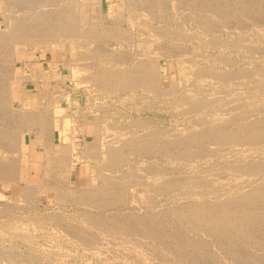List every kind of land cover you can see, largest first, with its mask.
<instances>
[{"label": "rangeland", "instance_id": "1", "mask_svg": "<svg viewBox=\"0 0 264 264\" xmlns=\"http://www.w3.org/2000/svg\"><path fill=\"white\" fill-rule=\"evenodd\" d=\"M30 1H33V2L30 3ZM39 1L40 0H6V1L5 0H0V13H2V14H0V31H1L0 32V35H1L0 36L1 37L0 38V98L3 96L2 97V100L0 99V103L2 104V105H0V124H1L0 126H2V129L4 128L2 130L1 127H0V129H1L0 130V136H1L0 138H2V136H4V135L6 136L7 134L9 136L11 134H13L14 133L13 130H12V132L9 131V130H11L12 127H13V129H15L16 126H19V124H18L19 121L18 120L21 118V116L19 114L20 111H22V107L20 105V102L15 101L13 104H11V106H9L8 105L9 103L7 102V101H10V96H11L12 91L14 89V83L12 81H13V78H14V73L16 71L17 73L23 74V79L26 78V79L23 80V82L16 83L15 84L16 90H24L25 92H28V91L31 92L32 91L31 94L34 93L36 96H39L38 94L40 92H44V94H45L44 98H42L39 102H38V99H37V102L34 103L35 104V109L43 110V111L45 109L48 110L49 109L48 103H51L50 99H53L54 97H57L58 98L59 97L58 95H60V97H61V101H62L61 104H62L63 108H67L66 107L67 104H66V101H65V99H66V95L65 94H71L72 99H73V102H74V104H76L73 107V111H75V110L77 111V106H80L81 105V112L83 111L84 113H87V112H92V113L93 112L94 113L101 112V113H103L104 111H108L109 110L111 112H114V114L116 115V117L119 118L121 121L124 120V119L125 120H128V119H130V117H131L132 120L134 118H135L134 120H141L142 123L144 124V126H143V124L139 125L134 130L135 133L141 132V133H144L145 134V132L148 133V131H149V133L151 135V132L154 129L158 128V127H161V126L168 127V128H165L164 127L165 128V138L167 140L166 139L159 140L157 136H153L152 139H156V140L150 141L152 144L150 143V145H149L150 146L149 147L150 150L149 149H147L148 151L147 150H144L146 153H144V151H142V150H140V154H139V151H136L138 153H135V152H129L128 153L127 152V154H126V152H124L123 160L120 163V165L117 166L118 169H116L115 174H116L117 177H120V178L121 177L122 178L123 177L129 178L128 175H127V172H128L129 169H130V171L131 170H133V171L135 170L136 171V170H139L140 168H142L140 170H143V169H145L147 167L146 168V171L147 172H149V170H151L153 172L152 169H155L154 170L155 174L157 176H159V177H157V179L159 178L160 180H164L163 182H165V185L166 186L169 183L170 184L171 183H175V184L177 183V184H179L178 186L179 187L181 186V187L178 188V186H176L177 184L176 185H174V184L172 185L173 187L176 186L174 188L169 187V185L167 187L165 186L166 187L165 191L156 192L158 194V196H157V194H154V196H152L150 198V200L148 201L149 203L147 202V203H143V204H140V205H136V204H130L129 205V203L126 204L124 202L121 203L122 201L121 202L116 201L115 203L114 202H111L113 204L109 203L112 206L111 205L106 206V204H108V203H106V202L103 203L102 200H99L101 198H98V199L96 198L93 201H90L92 203L88 202V204L87 203H82L81 204V203L76 202V201L73 202V201H71L72 199H70V201L67 200V203L65 201L64 202L61 201L62 203L61 202H55L56 200L53 198V196L50 197V196H46V195L45 196H42L41 198H39V200H38V198H34V197H33L34 198L33 199L30 196L27 197V195H25L24 192H22L20 194V192L18 191V188H15L13 185H11L9 183H2L0 181V264H68V263L69 264H120V263L121 264L122 263L123 264H125V263L126 264H136V263L137 264H149V263L150 264H167V261H169L168 264H175L174 262H177L176 264H187V263L188 264H191V263L192 264H198V263L201 262V260L205 264H213V263L214 264H221V263L222 264H225V263L226 264H237V263L238 264H261V263L264 264V262H262V261H264V254H263L264 253V242H263L264 241V239H263L264 238L263 237L264 236V234H263L264 233V231H263L264 230V213L263 214H260V212L261 213L264 212V207H262V206H264V200H262L261 198H259V197H251V199H252V200L250 199L251 201L248 200L247 202H244L243 203V206L245 205L244 207H247V208L250 207L253 210L256 209L255 211H259V210L260 211L257 213V218H256L257 220L255 219L254 221L249 222L248 225H246L247 230H244V229H246L245 226H244V229L242 230V233L241 234L240 233L237 234V232L235 233V231H234L235 234H233V231H231L229 229L226 230V231H223V233L221 231H218L219 233L218 232L217 233L219 235L217 233H213L212 234L208 230H206L203 225H194V223H192V222H190V221H188V220H186L185 218L182 217L183 216L182 212H184L185 210H187L189 206L194 205L198 201L199 202L196 205H201L204 209H208L210 207L209 209H213V213H214V211L216 213L217 212L216 211L217 206L219 204H222V202H224L225 199H227L226 195L228 196V194H230L229 196H231L233 192H234V194H239V193H241L240 190L243 192V191H246V190H249V189H253L254 187H256L258 185L257 183H259L260 181L262 182L264 180V171L261 172V174H254L253 176L249 174L247 176V178H246L244 175L240 174L241 172H240L239 169H240L241 166L239 167L238 165H245L246 164L244 167H247L248 165H251V163L253 161L255 162V158H253V155H255L254 157L259 156V154L257 155L255 153L262 154L264 152V137L263 136L262 137H258V139H261V140H257V139L250 140L249 142H246L247 144L246 143L237 144L235 142L234 143H231V144L229 143L228 145L231 146L230 151H229V146L227 147V144H222V143L219 144L216 140L213 141V139H210V140L209 139L202 140V141L198 142L197 144L196 143H192V144H189L187 146V148H183L180 145H177V143H175L174 140H172L173 139V135H178L179 132H182L184 130H185L184 131L185 133H187V131H189V130H190L189 132H192L195 129L205 130L206 127L208 128L207 129L208 131H210L211 128H213L212 131H214V130H216V127H214V126L212 127V123L215 124L216 126H218V125L221 124L220 126L222 127V124L223 125L227 124V122L229 120V117L236 116V112H233V110H231V111L230 110H227V112H226V109L224 107H222L223 109H221V113H219L217 115L218 117H214V118L210 119L208 117L207 118L205 117V116H208V114L205 115V116H201L200 115L201 117L198 114L191 113V112L188 113V114L187 113L186 114H182V113H179L178 111H175L173 108H171L169 106L167 107L166 105H165L166 108H163L162 109L161 108L162 106L159 107V104L160 103L158 102L157 99L152 98V97L151 98L148 97V100L143 99L142 97L144 95L146 96V93H143V92H141L139 90H137V91L135 90L136 92H134L132 90H127V91H123V92L116 91V89H115L116 88V85H114V87H112L113 83L115 82V80H113V79H111V81H110L111 83H110V85H108L109 88H111V87L113 88V91H111L112 88L110 89V91H108V90L107 91H104V89H102L101 91L94 90V91H91V93H90V94H92L94 96L90 95L91 98L88 99V98H86V94H87L86 91L83 88H78L80 86H82V87L85 86V84H78V81H77V79L82 78V77H86L87 78L88 75H89L88 77H91L92 76V73L90 74V72H91L90 70L93 67H95V65L97 66V63L99 65L98 66V69H100V67H101L100 64L103 61H104L103 64L109 65V64L114 63V61H115L114 59H116L118 61H121V60L128 59V57H132L134 59L135 58H140V59H143L144 58V60H147L148 59V60L155 61L154 58L159 57L160 58L161 65L163 67L165 66V70L162 71L163 72L162 73V77H163V82H162L163 85H162V88L164 87L163 89H165V90H168V91L171 90V92H173L172 89H174V88H176L178 90H181L182 89V86H181V88H179L177 86L178 85L180 86V85L185 84V82L189 79L190 76H192V74L195 73L197 75V67H199V66H202L203 68H211V69L213 68L214 70L222 71V72H224V74L226 76H228V77H231L232 76L234 82L236 81V77H237L236 74L238 73V70H239V71L245 72L247 75L250 74V76L248 77V79L245 78L246 81L245 80L243 81L244 84H243L242 87L241 86H237V88H233V90H232V88L229 86V89H231L230 91H231L232 98L234 100H236V98L238 97L237 99L239 101H241L242 99L240 97H242L243 94H244V99H245L244 101L247 102V104L244 103V105L246 107H249V109H254V107L256 108L257 105L264 106V79H262V78H264V68H263L264 67V63L262 61V59L264 60V43H263L264 42V28H263L264 27V0H256L258 3L255 0H241V1L240 0H191V1L190 0H180L181 2L179 0H152V1L151 0H102L103 19L102 18H99V19L103 20L104 25L110 26L109 31H113L112 32V34H113L112 35V38H110L111 36H107L105 33L99 31V29L102 30L103 28H101L102 26H98L96 24L97 21H96V19L94 17V14L95 13H94V11H92V9L94 7H96L95 6V3H94V0H92V1L91 0L90 1L89 0L88 1L87 0H85V1L84 0H77V1H75V0L74 1H72V0H64V2H63V0H41L40 2ZM51 1L54 4L50 3ZM55 1H59V2H55ZM157 1H158V3H157ZM174 1H177L179 3L176 2V5H175V2ZM194 1H195V3H194ZM11 2H16V3H12L11 4ZM246 2L250 6L247 5ZM254 2H256V4ZM66 3H68V4H66ZM236 3H238L239 5H237ZM8 4H10V5H8ZM22 5L24 6V8H23ZM56 5H57V7L59 5V8H57ZM136 5L139 6V7H136ZM13 6H14V8H13ZM65 6H68V7H65ZM134 6L136 7V9L134 8L135 10H133V7ZM173 6H174V8H173ZM19 7H21L20 10L18 9ZM49 7L50 8L52 7V8L50 9ZM55 7H56V9H55ZM128 7H129V9H128ZM37 8H39V9H37ZM49 9L52 10V11L54 9V12L52 13V11H50ZM141 9H143V10H141ZM23 10H26L27 13L25 11L23 12ZM40 10L41 11L44 10L45 12L44 11L41 12ZM193 10L194 11L197 10V11L194 12ZM223 10H224V12H223ZM33 11H35L36 13L38 11L37 15ZM60 11H62L61 13H63L65 16L63 14H61ZM69 11H70L71 14L70 13L67 14ZM80 11H82V12H80ZM88 11H89L90 14L87 13ZM202 11L203 12L205 11V12L203 13ZM28 12L31 13V14H29ZM39 12H41L42 14H39ZM132 12H134V17L133 18H131L132 17V15H131ZM199 12L201 13L202 24H205L206 25V26H203L202 25L201 28L198 27V23H199V19H200L199 18L200 17V13ZM57 13L61 14L62 20H59L57 18L59 16ZM121 13H123V14L121 15ZM136 13H138V15ZM3 14H4V16H3ZM118 14H119V16H117ZM198 14H199V16H198ZM202 14H204V15H202ZM30 15L31 16L33 15V18ZM43 15L45 16L46 21L43 20L44 19V17H42ZM70 15H72V16H70ZM86 15H88L89 17H87ZM153 15H154V17H152ZM206 15L209 16V17H207ZM7 16H9V17H7ZM24 16H26V17L25 18H22ZM38 16H39V20L36 19V17H38ZM204 16H206L209 19H207L206 17L204 18ZM6 17L8 18L9 21L6 20L7 19ZM117 17L118 18H122L123 17V18L122 19H118ZM215 17H217V18H215ZM189 18H190V20H189ZM194 18H196V19H194ZM211 18H212V20H211ZM3 19H5L6 22H4L5 20H3ZM53 19H55V20H53ZM128 19H131V20H128ZM16 20H18L17 22H21L22 20H26V21H22L21 23H19L20 24L19 25L18 23H16ZM42 20L45 21V22H47V23L49 22L48 24H50V22L52 20L53 22H51L50 25H52L53 27H54V23L56 24V22L65 24L64 25L65 27L66 26L70 27V25L72 27L75 26V25H78L77 28L79 30H82V31L84 30L83 31L84 33L87 30H88L87 31L88 33L92 32L93 34L92 33H90V34H92V37H94V38H90V40L88 39V41H86V40L82 41L84 44L80 42L81 45L78 46V49L79 50H77V49L75 51L73 50L74 51L73 53H72V50L71 51L69 50L70 43H66L65 40L59 42V46H60V48L62 50H60V51L58 49H57L58 51L57 50H54L52 48V46L47 41L42 42L39 39V37H38V39L40 40V42H39V40L36 38L37 36L35 37V35H34V37H33V34H35V33H33V31L31 29L32 28H35L36 29L35 26L41 27V26H38V24L40 23L39 21L43 22ZM63 20H64V22H63ZM28 21H29L30 25H29ZM31 21H32V23H31ZM36 21H38L39 23L36 22ZM76 21H78V22H76ZM85 21H86V23H85ZM95 21H96V23H95ZM147 21H148V23H146ZM135 22H136V24H135ZM185 22H187V23H185ZM253 22H255V24ZM10 23L17 24V25L21 26L19 28V31L18 32L16 31L17 34L16 33H15V35L14 34H11V36L9 34H7L8 33L7 32L8 31V28L7 27H9V24ZM75 23H77V24H75ZM94 23H95V25H94ZM140 23H141L142 26L139 25ZM244 23H246L245 26H244ZM188 24H189V26H188ZM26 25H27V28L29 27V32L31 33V34L28 33V34H30L29 37H30V39L31 38H33V39H31V40L29 39V40H26V41L23 40L22 41L20 39V35L19 34L20 33L21 34L23 33L22 32L23 31V28L28 31V29L26 28ZM31 25L34 26V27H30ZM82 25H83V27H82ZM147 25H149V26L151 25L150 26L151 29ZM190 25L193 26V27H191ZM195 25H196V27H194ZM211 25L214 28H211ZM254 25H256V28L257 29L256 28L255 29L252 28ZM261 25H262V27H261ZM4 26H6V27H4ZM23 26H25V27H23ZM60 26H62V25L61 24L57 25L56 29L54 28V30H57V28L60 27ZM64 26H62V27H64ZM115 26L118 27V30L115 29ZM243 26L246 27V28H244ZM247 26H248V28H247ZM249 26L252 29H250ZM87 27H88V29H87ZM111 27H112V29H111ZM119 27H120V29H119ZM135 27H136V30H135ZM241 27H242V29H241ZM155 28L158 29V30H155ZM114 29H115V32H114ZM132 29H133V31H132ZM189 29H190V31H189ZM202 29H204L205 32H203ZM125 30H127V31L124 33ZM144 30L145 31L147 30L148 33H147V31L145 33ZM141 31H142V33H140ZM165 31H167L168 33L165 32ZM259 31H260V33H259ZM5 32H7V33H5ZM122 32H123V35L124 36H122V34L119 35ZM127 32H128V35L131 38L128 35H125V34H127ZM174 32H177L179 35L177 33H174ZM188 32H189V34H188ZM238 32L239 33L241 32V33L239 34ZM255 32H256V34H255ZM2 33H4V34L2 35ZM161 33L164 34V36H161L162 35ZM165 33L167 35H165ZM6 34L8 35V37H7L8 39H6V36H5ZM94 34H96V35H94ZM134 34H136V35H134ZM137 34H139V35L141 34L140 37L142 36L143 38H144V35H147L144 38V40L146 39V42L147 43L146 42L141 43L140 38L139 37L137 38ZM31 35H32V37H31ZM102 35H104V36H102ZM114 35H116V36L119 35V36H118L117 39H115L116 36H114ZM158 35H160V36H158ZM181 35L185 36V38L182 37ZM12 36H14V37H12ZM16 36H19L18 39H20V40H18ZM95 36H96V38H95ZM186 36H188V37H186ZM245 36H246V38L248 40L246 38H242V37H245ZM121 37H123L122 40H120ZM128 37H129V40H128V43H127L126 41H127ZM178 37L179 38L182 37V38L179 39ZM260 37H261V39H260ZM14 38H16L17 40L14 39ZM34 39H36V40H34ZM94 39H97V40L95 41ZM148 39L150 41L152 40L151 41L152 43ZM242 39H244L245 42ZM13 40H14V42H13ZM37 40H38V42H37ZM226 40H227V42H226ZM94 41H95V43H94ZM197 41H199L200 43L197 42ZM206 41L208 42V44H207ZM122 42H124V43H122ZM214 42H216L215 43L216 45L213 44ZM91 43H93V44H91ZM138 43H140L141 45L138 44ZM197 43H199V44H197ZM145 44L146 45L148 44L149 46H151V44H153V47H149L148 45L145 46ZM223 44H225V47H224ZM82 45L84 46V48L82 47ZM89 45H90L91 48L88 47ZM96 45L98 46L97 49L95 48ZM186 45H187V48L189 47L188 48L189 51L188 50L186 51V49H187L185 47ZM228 45H230V46H228ZM36 46L38 47L37 49H36ZM40 46H42L43 48L40 49ZM92 47H94V49ZM145 47H147V48H145ZM180 47H182V49H184V48H186V49L182 50ZM191 47H193V48H191ZM252 47L254 48V50H251V49H253ZM86 48H87V50L90 49L88 51L89 53L86 52L87 51ZM106 48L109 51L106 50ZM153 48H154V50H153ZM204 48H206V49H204ZM255 48H257V49H255ZM14 49H16V50H14ZM98 49L100 51H102L103 53L102 52H99ZM148 49H149V52H148ZM83 50L84 51L86 50L85 52L88 55H86ZM177 50H179V51H177ZM228 50H230V51H228ZM24 51L27 52L28 54H25ZM140 51H142V52H140ZM222 51L224 52L223 54H222ZM226 51H228V52H226ZM15 52H16V57L14 55ZM77 52H79V53H77ZM94 52H97V53H95V55H97V56L94 55ZM144 52H145V54H144ZM199 52H200V54L202 53V55L198 54ZM232 52H234V53H232ZM80 53H82L83 55L85 54L86 56H83ZM173 53L174 54H176V53L178 54L179 53L178 55H181V56L184 55L185 57H189L190 55H193V56H195V57H193V59L195 60V62H194V64H185L182 67L178 68V66L176 64L177 62H176V60H174V62H176V63L171 62L170 65H169V68L166 70V64L164 62V57L166 56L165 57V60H166ZM194 53H195V55H194ZM214 53H217V54H214ZM102 54H104V55H102ZM126 54L129 55V56H127ZM159 54H161V55H159ZM110 55H111V57H110ZM117 55L118 56L119 55H122V56H119L118 57ZM123 55H125L126 57H124ZM150 55H151L152 58L150 57ZM219 55H221L220 58H219ZM81 56H83V57L81 58ZM91 56H92V59H91ZM232 56H233V58H232ZM238 56L240 58H238ZM78 57L81 60H79ZM100 57H101L102 60L100 59ZM117 57L119 59H117ZM222 57L224 59H226L225 61L229 60L230 62H228V61L225 62ZM83 58H85V59H83ZM103 58H105V59H103ZM106 58H109L108 61H107ZM218 59H220V60L218 61ZM63 60L66 61V62L68 61L69 63H67V65L64 66L63 64L60 63V62L63 63ZM112 60H114V61H112ZM207 60L210 61V62H208ZM84 61L86 63H89V65L88 64H85ZM99 62H101V63H99ZM202 62H203V64H202ZM242 62L244 63V65H242L243 64ZM83 63H84V65H83ZM93 63H96V64L94 65ZM229 63H232V64H229ZM79 64L81 66H83V68ZM234 64H236V65H234ZM254 64H256V65L254 66ZM260 64H261V67L258 66ZM38 65H39V67L36 68V66H38ZM228 65H230V66H228ZM231 65H232V67H231ZM252 65H253V67H252ZM78 66H80V67H78ZM88 66L91 67V68L89 69ZM216 66H217V68H216ZM250 66H251V68H250ZM257 66L259 67V74L257 76H254L253 77L252 76V73L254 72V70L256 68H258ZM31 67H33V68H31ZM68 67H70V68H68ZM183 67H184V69H183ZM227 67L229 69H227ZM248 67H249V69H248ZM254 67H256V68H254ZM176 68H177V70H176ZM239 68H242V69L240 70ZM185 69L187 70L186 73H185V71H186ZM236 69H238V70H236ZM250 69H252V71ZM81 70L82 71L85 70L87 72L84 74V73H81L82 72ZM97 70H95V72ZM230 70H231V72H230ZM79 71H81V72H79ZM192 71H194V72H192ZM248 71H250V72H248ZM38 72L39 73L41 72L40 73L41 75H39ZM45 73H46V75H48V77L45 75ZM87 73H88V75H87ZM181 73H182V75H181ZM231 73H234V75H232ZM43 74H44V78H47V79L44 80L42 78ZM78 74H80V75H78ZM82 74H84V75H82ZM230 74H231V76H229ZM49 75L53 76V78H51ZM76 76H77V78H76ZM171 76H172V78H170ZM29 77H31L32 80ZM75 81H77V82H75ZM166 81H169V82H166ZM181 81L183 82V84H182ZM211 82H213V80L207 79V81L203 83V87L202 88H204V89L206 88V90H213L214 89V85ZM172 83H175L176 84V85H174L175 87L174 86H171ZM178 83H180V84H178ZM169 84H171V85H169ZM256 85H257V87H256ZM252 87H253V89H252ZM258 87H259L260 90L258 89ZM76 88H78V89L76 90ZM239 88H242V89H239ZM229 89H228V92H229ZM236 93H237V95H236ZM98 94H99V96H98ZM123 94H125V95H123ZM252 95H254V96H252ZM261 96H263V97H261ZM96 98H98V100H100V101H98ZM102 98H104V99H102ZM46 100H47L48 103L46 102ZM109 100H111V101L109 102ZM1 101H3V102H1ZM52 101L55 102L54 99ZM91 101H92V103H91ZM4 102L5 103L7 102L8 104L7 103L5 104ZM260 102H263V103H260ZM52 105H54V103H52ZM101 105H102V107H101ZM253 105H254V107H252ZM109 107L112 108V109H110ZM154 107H156V108H154ZM100 108H101V110H100ZM115 108H116V110H115ZM135 108H137V109H135ZM50 109H52V108L50 107ZM106 109H108V110H106ZM168 109L171 110V111H169ZM120 110H121V113H120ZM132 111H134L135 113L132 112ZM140 111L143 112V113H141ZM15 114H17V116ZM227 114H229L230 116H228ZM13 115H15V117ZM124 115H126V116H124ZM220 115H222V116H220ZM137 116H139V117H137ZM12 117H13V119H12ZM81 117L82 116L78 115L75 112H74L73 116L70 117L71 120H72V125L71 126H73L72 130H73L74 133H76L77 142L79 144L81 142H83L84 137H86V139L92 138V137H90V135H91V133H90L91 130L90 129H88V134H85V135L80 131L79 128L81 127L82 123L84 122V117H82V118ZM149 117L151 118V120L149 119ZM163 117H164V119H163ZM193 117L194 118H197V119H194ZM199 117L202 120H200ZM45 118L47 119L48 116L45 115ZM142 118H144V119H142ZM155 118H156V120H154ZM16 119H18V120H16ZM145 119L147 121L150 120L151 122L150 121L147 122ZM162 119H163V121H162ZM190 119H192V120H190ZM4 120H6V121H4ZM12 120L15 123H13ZM152 120H154V121H152ZM182 120H183V122H182ZM196 120L198 122H200V123H198ZM203 120L205 122H207V123H205ZM210 120H211V122H210ZM4 122H5V124H4ZM11 123H13V124H11ZM204 125L206 127H204ZM226 126H228V125H226ZM74 127L75 128L78 127V128L75 129ZM181 128H182V130H181ZM261 128L264 129V126H262ZM169 130H170V132H169ZM178 130H179V132H177ZM6 131H7V133H6ZM3 133H6V134L3 135ZM8 135L6 136V138L9 137ZM5 136H4V138H5ZM168 136H170L169 137L170 139L167 138ZM28 140H29V138H28V136H26V141H28ZM171 140H172V143H171ZM55 141L58 142V138L57 137H55ZM157 141H158V143H157ZM161 143H163V145L166 144L167 146L165 145L164 146V149H163V147L161 149V146H162ZM212 143L214 145L213 147H211L212 146ZM206 144L208 146H210V147H208ZM236 145H237V147H235ZM158 146L160 148H158ZM249 146L251 147V149H250ZM252 146H254V147H252ZM258 146H260V147H258ZM60 147H63V145L60 146ZM153 147L155 148V150H154ZM218 147L219 148H223V149H219ZM247 147H249V148L248 149H244V148H247ZM181 148L183 150H185L186 152H187V149L189 148L190 151L188 149V152L186 153ZM202 148H203V150H202ZM205 148H207L208 150L207 149L205 150ZM209 148H211L212 150L209 149ZM214 148H217V150L214 149ZM257 148H259V149H257ZM175 149L178 150V151H176ZM193 149L195 150V152L197 151V153H200V158H201V160L203 159L202 161L199 160L200 158H195V157H199V155L198 154L195 155L194 154L195 152H194ZM253 149H254V151L250 152ZM156 150H157V152H156ZM191 150L194 152L193 154H192V151ZM209 150H210V152H209ZM242 150H243V152H242ZM256 150L257 151L259 150V151L256 152ZM262 150H263V152H262ZM153 151H155V152L153 153ZM179 151L181 152L180 154H178ZM148 152H150L151 155ZM189 152H191V154ZM205 152H207V153H205ZM240 152H242L244 155H245V153H249L250 154L249 155V158H248V156H246V158H248V160L245 158L246 159L245 161H247L248 163L245 162V161H243V160H241L240 158H238L239 155L242 154ZM7 153H4V154L7 155ZM12 153L14 155L16 154L15 157L17 159H15V165L19 166L18 165V157H17L18 154L17 153H15V152H9V155L10 156L8 155V157L9 158L11 156L13 157L14 155ZM182 153H183V157H181L182 156ZM129 154H130V156H129ZM172 154H175V155H172ZM186 154L191 155V157L189 155H187L188 156L187 157ZM222 154H223V156H222ZM251 154H253V155L251 156ZM141 155H142V157H141ZM229 155L232 158H229L230 157ZM235 156H236L237 160H236ZM130 157H132L133 159L130 158ZM193 157H194V159H193ZM207 157L209 158V161L207 159H204V158H207ZM171 158H172V161H171ZM176 158H177V160H175ZM219 159H221V160H219ZM190 160L193 163H189ZM217 160H219V161H217ZM123 161H125V163ZM131 161H133V163ZM137 162H139V164L141 163L143 166H145V164H146V166L145 167H142V165L140 166ZM163 162H165V163H163ZM172 162H173V164H172ZM202 162L204 163V165H201V164H203ZM229 162H230L231 165H226ZM254 162H253V164H254ZM9 163L10 162L6 159V161H4L1 164V166H0L1 167L0 168V172L2 173V175H6L8 173V170L7 169L9 167H11L10 166L11 163L10 164ZM129 163H130V165L132 167L129 165ZM154 163L157 166L156 165L154 166ZM158 163H159L160 166L158 165ZM147 164H150V165L148 166ZM187 164L189 166H186ZM212 164H214V165H212ZM161 165H163V166H161ZM164 165H167V167L164 166ZM169 165H171V166H169ZM172 165H173V167H172ZM174 165L177 168L176 167L174 168ZM210 165H212L213 168H211ZM150 166H151V168H150ZM158 166H159V168H158ZM190 166H192V167H190ZM193 166H195V167H193ZM226 166H227V168H226ZM134 167H135V169H133ZM154 167H156V168H154ZM163 167H165V169ZM206 167H208V168H206ZM209 167H210V169H209ZM157 168H158L159 172L156 171ZM161 168H163L164 171H166V172L162 171L163 169H161ZM234 168H236V170H234ZM3 169H5L4 170L5 173L3 172ZM125 169H128V170H125ZM186 169H188V170H186ZM203 169H205L206 170L205 172H207V173H205ZM207 169L209 171H207ZM212 169H216V170L218 169L217 170V179H215L213 181H210V176L211 175H209L208 173ZM122 170H124L126 172H123ZM191 170H192V172H191ZM202 170H203V172H201ZM227 170H229V171H227ZM196 171H198L199 173L201 172L202 175L204 173L206 175L204 174L202 176L201 173L200 174L198 173L199 174L198 175ZM226 171L227 172H230L232 175L229 174V173L227 174ZM121 172H122V174H121ZM154 172H153V174H154ZM190 172L192 173V176H191V173ZM219 172H221V174ZM222 172H225L227 175H225V173L222 174ZM42 173H40V174H41V176L43 175V177H44L45 176V173L44 172H42ZM123 173L124 174L126 173V174L124 175ZM158 174H160V175H158ZM181 174L184 175V176L186 175L187 177L186 176L184 177ZM193 175L194 176L197 175V176L194 177ZM218 175H219V177H218ZM228 176H231V177H228ZM236 176H238V178ZM239 176H240V178H239ZM48 178H50L51 180H56V177H52V176L50 177L49 176ZM197 178H198V180H200V178H201V181L202 180L204 181L205 179L206 180L209 179V181H206L205 180L206 183L200 181L197 186L196 185L195 186L193 185L190 188L189 187H186V188L185 187H182L183 186L182 184L184 182H187L190 179H195L196 181H198ZM244 178H245V180H244ZM171 180L174 181V182H172ZM219 180H220L221 183L219 182ZM258 180H260V181H258ZM178 181H180V182H178ZM181 182H182V184L180 185ZM229 182H231L232 184L231 183L229 184ZM39 183H40V180H37V179L36 180H32V184L33 185H38ZM208 183H209L210 186L209 185L208 186L206 185ZM217 183L220 186H218ZM247 183H249L248 184V185H250L249 187H247L248 186ZM226 184H228L229 186L226 185ZM26 185H27L26 180H22L21 183H19L20 189H22ZM213 185H215V186H213ZM230 185H231L232 188L230 187ZM245 185H246L247 188L245 187ZM79 186H78V189H79ZM243 186L246 189H243ZM193 187H197V189L196 188H193ZM213 187L216 188V189H214ZM209 188H211V189H209ZM221 188H222V190H221ZM57 189H60V188H57ZM212 189L215 190V192ZM224 189L225 190L228 189V190L225 191ZM173 190H174V192H173ZM192 190H193V192H192ZM210 190H211L212 195L210 193ZM169 191H170V194H169ZM190 191L193 193V195H192V193ZM201 191L202 192H204V191L206 192L207 191V192L206 193L205 192L202 193ZM222 191L225 192V193H223ZM208 193H210V194L208 195ZM172 194H174V195L172 196ZM186 194H188V195H186ZM215 194H217V195H215ZM182 195L184 196V198L182 197ZM194 195L197 196V197H195ZM164 196H165V198H164ZM179 196H180V199L177 198ZM204 196H206V197H204ZM207 196L209 197L208 199H207ZM216 196H219V197H216ZM159 197H161V199ZM193 197H195V198H193ZM211 198H213V199H211ZM216 198H217V201L214 202L216 200ZM218 198H219V201L220 202H218ZM221 198L222 199L224 198V199L221 201ZM258 198H259V201H258ZM195 199H196L197 202L195 201ZM199 199H201V200H199ZM24 200L26 201V203H25ZM168 200H170V201H168ZM175 200H176V202H175ZM261 200H262V202H261ZM100 201H102V202L100 203ZM177 201H179V202H177ZM210 201H212V202H210ZM68 202H70V204ZM170 202L171 203L173 202L172 205H171ZM191 202H194V203H191ZM200 202H201V204H200ZM204 202H205V204H204ZM248 202L250 203L249 206H248ZM257 202H259V204ZM23 203H24V205H23ZM102 203H103V205H102ZM210 203H211V206L209 205ZM25 204H26V206H25ZM177 204H178V206H177ZM183 204L185 205V207H184ZM250 205H252V206H250ZM102 206H103V208H102ZM259 206H261V207H259ZM96 207H97V209H96ZM170 207H172L171 210H170ZM166 208H167V210H166ZM170 211L171 212L172 211L175 212L174 215H173V217H172ZM178 211L179 212L181 211V213L178 214ZM163 212H165V213H163ZM172 214H173V212H172ZM150 217H152L151 218L152 220L150 219ZM89 218L90 219L93 218L95 220H100L101 219L100 221L103 224L102 223L91 224L90 221H88V223H87V220ZM102 219H103V221H102ZM171 219H173V220L171 221ZM184 219H185V221H184ZM261 219H263V221ZM177 220L180 221V222H178ZM258 220H260L262 222L261 223H257ZM84 221H86V222H84ZM173 222H174V225H173ZM185 222H186V224H185ZM188 222H189V224H188ZM139 223H140L141 226L143 225V229H145V230H143V232L142 231L139 232L140 235L142 234V237L139 234H138L139 237H138L137 234H136L137 237L135 236V234H133V236L137 238V239H135L132 235H129V241H131V239H130L131 237L133 238L132 241H131V243L129 242L131 245L130 244H127L126 247H125V245H122V243L124 244V240H123L124 238H123V236L126 234V232H128V231H124V230H126L125 229V226L135 227L134 225L138 226ZM98 224H100L99 227H98ZM184 224H185V226H184ZM84 225H87V226H84ZM120 225H122L123 227H120ZM147 225H149L150 227L147 226ZM180 225H181V227H180ZM96 226H97V228H96ZM112 226L117 227L118 230L117 231L110 230L112 228ZM198 226H200V227H198ZM201 226H202V229H200ZM105 227H106V229H104ZM153 227L156 228V230L158 231V232H155L156 234L153 233L154 231H156V230H154ZM182 227H183L184 230H182ZM184 227H188V229L190 227L191 228L188 230V229H186ZM119 228H122V229L124 228V229L123 230H121V229L119 230ZM152 228H153V230H152ZM193 229L194 230H196V229L199 230L200 229L199 231H201V230L204 229L203 230L204 232L202 231L201 233H203L205 236L203 234H201L197 230H196L197 232H195ZM147 230L150 231V233L152 231L153 232L150 234L149 232H147ZM192 230H193L194 233L192 232ZM64 231H67V233L64 232ZM68 231H70V232H68ZM245 231H246L247 235L250 236V238H247L248 236L245 234ZM80 232L83 234L84 240H86L88 243L91 242V243H89V245H88L87 242H81L80 239H83V237H82V234ZM117 232H119L120 235ZM166 232L167 233H170V234H167ZM188 232L189 233L191 232L192 235L190 234L191 235L190 236ZM224 232L226 233V236L228 235L227 237L224 236L225 235ZM63 233H64V235H63ZM69 233H71V234H69ZM74 233H76V234H74ZM77 233H79L81 235H79V234L77 235ZM113 233H114L115 236L114 235L111 236V234H113ZM157 233H159V234H157ZM147 234H148V236H147ZM154 234L156 236V239L154 237ZM230 234L231 235L233 234V236H231ZM70 235H73V236L76 235L77 238L75 239V236H74V238H72V236H70ZM151 235H153V236H151ZM175 235H176V237H175ZM229 235L231 236V238H234L236 236V238H234V240L232 241L233 243L231 242V240H229V238H230ZM240 235L243 236L242 237L243 239H241V236ZM245 235H246V237H245ZM251 235H253V236H251ZM85 236L87 237V239H85L86 238ZM116 236H117V238H120L119 241L116 238ZM119 236H121V237H119ZM158 236L160 238H158ZM162 236L165 237V238H163ZM216 236H218V237H216ZM219 236H221L222 238L219 237ZM148 237H149V239H148ZM192 237H194V238H192ZM214 237H215L216 240L214 239ZM223 237H226L229 242L226 240V238L223 239ZM143 238H145V239H143ZM150 238L151 239L153 238V239L151 240ZM251 238H253V241H252ZM140 239H141V241H140ZM195 239H196V241H195ZM238 239H240V240H238ZM244 239H245V241H244ZM120 240H122V241H120ZM133 240L136 241V242H134ZM224 240H225V242H224ZM236 240L238 241V243H236L237 242ZM246 240H247V243H246ZM77 241L78 242L80 241V242L78 243ZM117 241H118V243L120 242V245L118 243H115ZM144 241L147 242V243L144 244L145 243ZM234 241H236V242H234ZM141 242H142V244H141ZM226 242H228V243H226ZM248 242H249V244L251 243L250 244L251 247L249 246ZM254 242H255V245H253ZM258 242L260 243V245H259ZM58 243H60V244H58ZM70 243H71V245H70ZM218 243L221 244V245H219ZM229 243L230 244L232 243V244L230 245ZM72 244H75V245H72ZM198 244H200V245H198ZM233 244L236 247L235 250H234V246H232ZM239 244H240V246H239ZM227 245H228V247H227ZM242 245H244V246H242ZM121 246L122 247H125L124 248L125 250L124 249L121 250V248H122ZM192 246L194 247V250H193ZM230 246H232V247H230ZM100 247H101V249H103L102 251H101ZM136 247H137V250H136ZM238 247H240V248L238 249ZM255 247L256 248L258 247V248L257 249H252V248H255ZM52 248H54V249H52ZM160 248L162 250H160ZM220 249H222V250H220ZM43 250H45L44 252H46V253H44ZM144 250H146V251H144ZM150 250H152L154 252H152ZM167 250H168V252H167ZM241 250H243V251H241ZM57 251H59V252H57ZM110 251H111V253H110ZM139 251L140 252H144V253H140ZM162 251L164 252L163 254H162ZM213 251H215L216 253L213 252ZM52 252L54 253V255H53ZM102 252H104V253H102ZM203 252H204V254H203ZM233 252L237 256L240 255V257H236V255ZM55 253H57V254H55ZM134 253L136 254V256H135ZM138 253H139V255H138ZM159 253H161V254H159ZM211 253L214 254V255L212 256ZM231 253H233V254H231ZM100 254H102V256ZM167 254H169L168 257H167ZM229 254L231 256L234 255L236 258L234 256H233V258H231ZM243 254H246L247 257L245 255H243ZM248 254H250V255H248ZM137 255H138V257H137ZM162 255H165L166 257L163 256L164 257L163 258V257H161ZM254 255H256V256H254ZM141 256H142V258H141ZM143 256H146V257L148 256V257L146 259V257L144 258ZM169 256H171V257L169 258ZM172 256H173V259H172ZM249 256H250V260H249ZM175 257H177V258H175ZM205 257H207V258L205 259ZM209 257H211V258H209ZM138 258H141V261L142 262ZM200 258H201V260H200ZM229 258H230V260H229ZM259 258H262V260H260ZM177 259L179 260L180 263H178V260ZM234 259H236V260H234ZM172 260H174V262H172ZM184 260H186L185 261L186 263H184ZM190 260H192V262ZM193 260H195V261H193ZM240 260H241V262H240ZM242 260H244V261L242 262ZM254 260H257V261H254ZM131 262H133V263H131ZM203 262H201V264H204ZM223 262H225V263H223Z\"/></svg>", "mask_w": 264, "mask_h": 264}, {"label": "bare ground", "instance_id": "2", "mask_svg": "<svg viewBox=\"0 0 264 264\" xmlns=\"http://www.w3.org/2000/svg\"><path fill=\"white\" fill-rule=\"evenodd\" d=\"M6 1V0H5ZM41 1V0H40ZM39 1V2H40ZM72 1H74V0H72ZM75 1H77V0H75ZM85 1V0H84ZM88 1V0H87ZM90 1V0H89ZM92 1V0H91ZM152 1V0H151ZM180 1V0H179ZM191 1V0H190ZM241 1V0H240ZM256 1V0H255ZM33 1H30V3H32ZM54 2V1H53ZM55 2H59V1H55ZM63 2H64V0H63ZM69 2V1H68ZM112 2V1H111ZM175 2V5H176V2L177 1H174ZM181 2V1H180ZM206 2V1H205ZM257 2V1H256ZM256 2H254L255 4H256ZM12 3H16V2H11V4ZM29 3V2H28ZM29 3V4H30ZM37 3V2H36ZM50 3H52V1L50 2ZM75 3V2H74ZM77 3V2H76ZM94 3H95V6L96 7H94L93 9H92V11H94V17H95V19H96V21H97V23H96V21H95V23L98 25V26H102L101 28H103L102 30H100L99 29V31L100 32H103V33H105L107 36H111L110 38H112V32L113 31H109V29H110V26H108V25H104V22H103V20H101V19H99V18H102L103 19V13H102V0H94ZM146 3V2H145ZM157 3H158V1H157ZM156 3V4H157ZM161 3V2H160ZM177 3H179V2H177ZM188 3V2H187ZM194 3H195V1H194ZM201 3V2H200ZM239 3V2H238ZM238 3H236L237 5H239ZM244 3V2H243ZM247 3V2H246ZM258 3V2H257ZM26 4V3H25ZM52 4H54V3H52ZM56 4V3H55ZM61 4V3H60ZM63 4V3H62ZM66 4H68V3H66ZM73 4V3H72ZM87 4V3H86ZM129 4V3H128ZM174 4V3H173ZM254 4V5H255ZM8 5H10V4H8ZM40 5V4H39ZM49 5V4H48ZM64 5V4H63ZM76 5V4H75ZM151 5V4H150ZM247 5H249L248 3H247ZM253 5V4H252ZM251 5V6H252ZM15 6V5H14ZM14 6H13V8H14ZM23 6V5H22ZM35 6V5H34ZM33 6V7H34ZM69 6V5H68ZM68 6H65V7H68ZM250 6V5H249ZM256 6V5H255ZM30 7V6H29ZM32 7V8H33ZM39 7V6H38ZM56 7H57V5H56ZM56 7H55V9H56ZM71 7V6H70ZM119 7V6H118ZM117 7V8H118ZM136 7H139V6H137L136 5ZM136 7L134 6L133 7V10H135L136 9ZM149 7V6H148ZM234 7V6H233ZM16 8V7H15ZM23 8H24V6H23ZM26 8V7H25ZM35 8V7H34ZM41 8V7H40ZM44 8V7H43ZM50 8V7H49ZM52 8V7H51ZM50 8V9H51ZM57 8H59V5H58V7ZM116 8V9H117ZM123 8V7H122ZM131 8V7H130ZM135 8V9H134ZM141 8V7H140ZM173 8H174V6H173ZM176 8V7H175ZM19 10L21 9V7H19L18 8ZM17 9V10H18ZM37 9H39V8H37ZM45 9V8H44ZM49 9V10H50ZM64 9V8H63ZM66 9V8H65ZM83 9V8H82ZM128 9H129V7H128ZM132 9V8H131ZM194 9V8H193ZM196 9V8H195ZM238 9V8H237ZM245 9V8H244ZM48 10V11H49ZM141 10H143V9H141ZM177 10V9H176ZM198 10V9H197ZM196 10V11H197ZM215 10V9H214ZM240 10V9H239ZM249 10V9H248ZM26 12V10H23V12ZM41 11V10H40ZM42 11H44V10H42ZM41 11V12H42ZM50 11H52V10H50ZM58 11V10H57ZM56 11V12H57ZM66 11V10H65ZM124 11V10H123ZM137 11V10H136ZM194 11V10H193ZM196 11H194V12H196ZM246 11V10H245ZM33 12H35V11H33ZM32 12V13H33ZM41 12H39V14H42ZM45 12V11H44ZM54 12V9H53V11H52V13ZM62 11H60V13H61ZM80 12H82V11H80ZM131 12V11H130ZM193 12V13H194ZM203 12V11H202ZM205 12V11H204ZM203 12V13H204ZM210 12V11H209ZM212 12V11H211ZM216 12V11H215ZM223 12H224V10H223ZM27 13V12H26ZM25 13V14H26ZM29 13V12H28ZM36 13V12H35ZM37 13H38V11H37ZM37 13H36V15H37ZM47 13V12H46ZM45 13V14H46ZM49 13V12H48ZM65 13V12H64ZM70 13V11L67 13V14H69ZM74 13V12H73ZM86 13V12H85ZM84 13V14H85ZM87 13H89V11L87 12ZM86 13V14H87ZM113 13V12H112ZM142 13V12H141ZM146 13V12H145ZM150 13V12H149ZM188 13V12H187ZM200 13V12H199ZM245 13V12H244ZM0 14H2V13H0ZM29 14H31V13H29ZM59 16L57 17L59 20H62V16H61V14H63V13H61V14H59V13H57ZM71 14V13H70ZM81 14V13H80ZM90 14V13H89ZM123 13H121V15H122ZM137 15H138V13H136ZM207 14V13H206ZM211 14V13H210ZM246 14V13H245ZM249 14V13H248ZM34 15V14H33ZM33 15L31 16L32 18H33ZM50 15V14H49ZM64 15V14H63ZM83 15V14H82ZM125 15V14H124ZM130 15V14H129ZM132 17L131 18H133L134 17V12H132ZM147 15V14H146ZM149 15V14H148ZM151 15V14H150ZM188 15V14H187ZM190 15V14H189ZM196 15V14H195ZM202 15H204V14H202ZM209 15V14H208ZM3 16H4V14H3ZM55 16V15H54ZM57 16V15H56ZM65 16V15H64ZM63 16V17H64ZM70 16H72V15H70ZM87 17H89L88 15H86ZM117 16H119V14L117 15ZM198 16H199V14H198ZM207 16V15H206ZM206 16H204V18L206 17ZM216 16V15H215ZM220 16V15H219ZM218 16V17H219ZM7 17H9V16H7ZM6 17V18H7ZM11 17V16H10ZM26 16H24V17H22V18H25ZM42 17H44V19L43 20H45L46 21V19H45V16L43 15ZM85 17V16H84ZM152 17H154V15L152 16ZM151 17V18H152ZM189 17V16H188ZM207 17H209V16H207ZM206 17V18H207ZM225 17V16H224ZM41 18V17H40ZM65 18V17H64ZM67 18V17H66ZM83 18V17H82ZM81 18V19H82ZM118 18V17H117ZM123 18V17H122ZM122 18H118V19H122ZM182 18V17H181ZM200 19H199V23H198V27H202V25L203 26H206L205 24H202V19H201V13H200V17H199ZM215 18H217V17H215ZM240 18V17H239ZM11 19V18H10ZM29 19V18H28ZM31 19V18H30ZM35 19V18H34ZM36 19L37 20H39V16L38 17H36ZM42 19V18H41ZM50 19V18H49ZM52 19V18H51ZM78 19V18H77ZM84 19V18H83ZM88 19V18H87ZM92 19V18H91ZM135 19V18H134ZM133 19V20H134ZM194 19H196V18H194ZM207 19H209V18H207ZM206 19V20H207ZM219 19V18H218ZM3 20H5V19H3ZM6 20H8V18L6 19ZM6 20L4 21V22H6ZM19 20V19H18ZM18 20H16V23H21L22 21H26V20H20L21 22H17ZM42 20V21H43ZM48 20V19H47ZM53 20H55V19H53ZM66 20V19H65ZM68 20V19H67ZM70 20V19H69ZM124 20V19H123ZM128 20H131V19H128ZM144 20V19H143ZM189 20H190V18H189ZM188 20V21H189ZM192 20V19H191ZM211 20H212V18H211ZM9 21V20H8ZM33 21V20H32ZM32 21H31V23H32ZM45 21H43V22H41V21H36V22H38L39 24H38V26H41V27H37V26H35L36 27V29L35 28H30L32 31H33V33H35V34H33V37H34V35H35V37L38 39V37H39V39L42 41V42H44V41H47L51 46H52V48L54 49V50H62L61 48H60V46H59V42L60 41H63V40H65L66 41V43H70V46H69V50L71 51L72 50V53L77 49V50H79L78 49V46L79 45H81L80 44V42L81 43H83L82 41H84V40H86V41H88V39L90 40V38H94V37H92V32H90V33H92V34H90V33H88L87 31V29H88V27H87V33L85 32H83L82 30H79L78 28H77V26L78 25H75V26H71L70 25V27H68V26H64L65 24H63V23H58V22H56V24L57 25H59V24H61L62 26H64V27H62V26H60V27H58L57 28V30H54V28L56 29V27H57V25L54 23V27L52 26V25H50L51 24V22H53L52 20H51V22H50V24H48L47 22H45ZM50 21V20H49ZM58 21V20H57ZM93 21V20H92ZM137 21V20H136ZM142 21V20H141ZM214 21V20H213ZM242 21V20H241ZM60 22V21H59ZM63 22H64V20H63ZM70 22V21H69ZM76 22H78V21H76ZM81 22V21H80ZM196 22V21H195ZM198 22V21H197ZM234 22V21H233ZM15 23V22H14ZM28 23H29V21H28ZM66 23V22H65ZM85 23H86V21H85ZM93 23V22H92ZM95 23H94V25H95ZM139 23V22H138ZM146 23H148V21L146 22ZM181 23V22H180ZM185 23H187V22H185ZM194 23V22H193ZM215 23V22H214ZM213 23V24H214ZM254 24H255V22H253ZM24 24V23H23ZM27 24V23H26ZM73 24V23H72ZM75 24H77V23H75ZM83 24V23H82ZM135 24H136V22H135ZM151 24V23H150ZM170 24V23H169ZM210 24V23H209ZM245 24L246 23H244V26H245ZM20 25V24H19ZM19 25H17V24H12V23H10L9 24V27H7L8 28V33L7 32H5V33H7V34H9L10 36H11V34H14L15 35V33L17 34V32L19 31V28L21 27V26H19ZM22 25V24H21ZM28 25V24H27ZM27 25H26V28H27ZM29 25H30V23H29ZM28 25V26H29ZM33 25V24H32ZM30 26V27H34V26ZM37 25V24H36ZM85 25V24H84ZM132 25V24H131ZM140 26H142L141 25V23L139 24ZM184 25V24H183ZM231 25V24H230ZM253 25V24H252ZM259 25V24H258ZM137 26V25H136ZM147 26H149V25H147ZM151 26V25H150ZM150 26H149V28H150ZM166 26V25H165ZM188 26H189V24H188ZM191 26V25H190ZM215 26V25H214ZM227 26V25H226ZM243 26V27H244ZM255 26V27H254ZM252 28H256V25H254ZM4 27H6V26H4ZM23 27H25V26H23ZM82 27H83V25H82ZM117 26H115V29H117L118 30V27L116 28ZM187 27V26H186ZM191 27H193V26H191ZM194 27H196V25L194 26ZM250 27V26H249ZM258 27V26H257ZM261 27H262V25H261ZM123 28V27H122ZM145 28V27H144ZM209 28V27H208ZM211 28H214V27H212V25H211ZM221 28V27H220ZM232 28V27H231ZM244 28H246V27H244ZM243 28V29H244ZM247 28H248V26H247ZM251 27H250V29H252ZM260 28V27H259ZM258 28V29H259ZM264 28V27H263ZM28 29V31L26 30V29H24L23 28V33L21 34H19L20 35V39L23 41H26V40H29L30 39V37H29V35L31 34L30 32H29V27L27 28ZM83 29V28H82ZM111 29H112V27H111ZM115 29H114V32H115ZM119 29H120V27H119ZM130 29V28H129ZM139 29V28H138ZM151 29V28H150ZM174 29V28H173ZM241 29H242V27H241ZM257 29V28H256ZM26 30V31H25ZM35 30V31H34ZM94 30V29H93ZM128 30V29H127ZM127 30H125L124 31V33L127 31ZM135 30H136V27H135ZM141 30V29H140ZM143 30V29H142ZM154 30V29H153ZM155 30H158V29H156L155 28ZM178 30V29H177ZM196 30V29H195ZM203 30V32H205L204 31V29H202ZM215 30V29H214ZM225 30V29H224ZM3 31V30H2ZM17 31V32H16ZM31 31V32H32ZM95 31V30H94ZM122 31V30H121ZM132 31H133V29H132ZM145 31V30H144ZM147 31V30H146ZM146 31H145V33H146ZM175 31V30H174ZM189 31H190V29H189ZM213 31V30H212ZM238 31V30H237ZM245 31V30H244ZM1 32V31H0ZM21 32V31H20ZM97 32V31H96ZM117 32V31H116ZM130 32V31H129ZM158 32V31H157ZM165 32H167V31H165ZM199 32V31H198ZM211 32V31H210ZM253 32V31H252ZM28 33H30V34H28ZM95 33V32H94ZM140 33H142V31L140 32ZM147 33H148V31H147ZM155 33V32H154ZM164 33V32H163ZM168 33V32H167ZM174 33H177V32H174ZM202 33V32H201ZM214 33V32H213ZM220 33V32H219ZM237 33V32H236ZM239 33V32H238ZM241 33V32H240ZM239 33V34H240ZM259 33H260V31H259ZM258 33V34H259ZM4 33H2V35H3ZM5 35L6 36V39H8L7 37H8V35ZM116 34V33H115ZM118 34V33H117ZM122 34V36H124L123 35V32L122 33H120L119 35H121ZM156 34V33H155ZM159 34V33H158ZM162 34V33H161ZM160 34V35H161ZM178 34V33H177ZM188 34H189V32H188ZM209 34V33H208ZM253 34V33H252ZM255 34H256V32H255ZM94 35H96V34H94ZM105 35V36H106ZM118 35V36H119ZM125 35H128V32H127V34H125ZM134 35H136V34H134ZM133 35V36H134ZM141 35V34H140ZM140 35L139 34H137V38L139 37L140 38V41H141V43H143V42H146V39L144 40V38H145V36H147V35H144V38L141 36L140 37ZM153 35V34H152ZM160 35H158V36H160ZM165 35H167L166 33H165ZM179 35V34H178ZM199 35V34H198ZM210 35V34H209ZM222 35V34H221ZM234 35V34H233ZM247 35V34H246ZM1 36V35H0ZM100 36V35H99ZM102 36H104V35H102ZM114 36H116V35H114ZM118 36H116V38L115 39H117L118 38ZM129 36V35H128ZM161 36H164V34H162ZM182 37H184L185 38V36H183V35H181ZM195 36V35H194ZM254 36V35H253ZM259 36V35H258ZM12 37H14V36H12ZM17 37V39L19 38V36H16ZM31 37H32V35H31ZM101 37V36H100ZM99 37V38H100ZM130 37V36H129ZM129 37H128V39H127V43H128V40H129ZM182 37H180V38H182ZM186 37H188V36H186ZM198 37V36H197ZM207 37V36H206ZM214 37V36H213ZM1 38V37H0ZM3 38V37H2ZM95 38H96V36H95ZM103 38V37H102ZM109 38V37H108ZM109 38V39H110ZM125 38V37H124ZM127 38V37H126ZM131 38V37H130ZM134 38V37H133ZM179 38V37H178ZM179 38V39H180ZM242 38H246V36L245 37H242ZM256 38V37H255ZM263 38V37H262ZM13 39V38H12ZM14 39H16V38H14ZM16 39V40H17ZM20 39H18V40H20ZM31 39H33V38H31ZM30 39V40H31ZM38 39V40H39ZM123 39V37H121L120 38V40H122ZM173 39V38H172ZM190 39V38H189ZM247 39V38H246ZM260 39H261V37H260ZM34 40H36V39H34ZM38 40H37V42H38ZM40 40H39V42H40ZM92 40V39H91ZM95 41L97 40V39H94ZM103 40V39H102ZM119 40V39H118ZM149 40V39H148ZM187 40V39H186ZM205 40V39H204ZM212 40V39H211ZM215 40V39H214ZM229 40V39H228ZM236 40V39H235ZM239 40V39H238ZM243 41H244V39H242ZM248 40V39H247ZM95 41H94V43H95ZM137 41V40H136ZM150 41V40H149ZM152 41V40H151ZM150 41V42H151ZM219 41V40H218ZM13 42H14V40H13ZM30 42V41H29ZM46 42V43H47ZM103 42V41H102ZM105 42V41H104ZM119 42V41H118ZM191 42V41H190ZM193 42V41H192ZM197 42H199V41H197ZM207 42V41H206ZM226 42H227V40H226ZM245 42V41H244ZM263 42V41H262ZM122 43H124V42H122ZM147 43V42H146ZM149 43V42H148ZM152 43V42H151ZM200 43V42H199ZM199 43H197V44H199ZM204 43V42H203ZM211 43V42H210ZM216 42H214L213 44L214 45H216L215 44ZM219 43V42H218ZM264 43V42H263ZM37 44V43H36ZM84 44V43H83ZM91 44H93V43H91ZM90 44V45H91ZM134 44V43H133ZM138 44H140V43H138ZM137 44V45H138ZM206 44V43H205ZM207 44H208V42H207ZM231 44V43H230ZM233 44V43H232ZM27 45V44H26ZM33 45V44H32ZM86 45V44H85ZM90 45L88 46V47H90ZM100 45V44H99ZM125 45V44H124ZM136 45V44H135ZM141 45V44H140ZM148 45V44H147ZM146 44H145V46H147ZM203 45V44H202ZM224 45V47H225V44H223ZM235 45V44H234ZM93 46V45H92ZM126 46V45H125ZM132 46V45H131ZM134 46V45H133ZM149 46V45H148ZM190 46V45H189ZM205 46V45H204ZM209 46V45H208ZM227 46V45H226ZM228 46H230V45H228ZM244 46V45H243ZM247 46V45H246ZM16 47V46H15ZM14 47V48H15ZM62 47V46H61ZM82 47L84 48V46L82 45ZM86 47V46H85ZM95 47V46H94ZM94 47H92L93 49H94ZM97 45H96V49H97ZM119 47V46H118ZM136 47V46H135ZM134 47V48H135ZM144 47V46H143ZM149 47H153V44H151V46H149ZM165 47V46H164ZM183 47V46H182ZM182 47H180L181 49H182ZM186 48H187V45L185 46ZM196 47V46H195ZM210 47V46H209ZM216 47V46H215ZM38 47L36 46V49H37ZM43 47L42 46H40V49H42ZM91 48V47H90ZM103 48V47H102ZM115 48V47H114ZM122 48V47H121ZM142 48V47H141ZM145 48H147V47H145ZM155 48V47H154ZM154 48H153V50H154ZM186 48H184V49H186ZM189 48V47H188ZM188 48L186 49V51L188 50ZM191 48H193V47H191ZM190 48V49H191ZM223 48V47H222ZM253 48V47H252ZM18 49V48H17ZM152 49V48H151ZM163 49V48H162ZM184 49H182V50H184ZM204 49H206V48H204ZM210 49V48H209ZM249 49V48H248ZM255 49H257V48H255ZM262 49V48H261ZM14 50H16V49H14ZM57 50V51H58ZM74 50V51H73ZM86 50H87V48H86ZM85 50V51H86ZM90 50V49H89ZM89 50H87L86 52H88ZM99 50V49H98ZM97 50V51H98ZM106 50H108L107 48H106ZM171 50V49H170ZM173 50V49H172ZM193 50V49H192ZM251 50H254V48L253 49H251ZM18 51V50H17ZM16 51V52H17ZM84 51V50H83ZM82 51V52H83ZM84 51V53L86 54V52ZM109 51V50H108ZM124 51V50H123ZM134 51V50H133ZM168 51V50H167ZM177 51H179V50H177ZM189 51V50H188ZM210 51V50H209ZM214 51V50H213ZM228 51H230V50H228ZM228 51H226V52H228ZM241 51V50H240ZM246 51V50H245ZM260 51V50H259ZM16 52L14 53V55H15V57H16ZM20 52V51H19ZM80 52V51H79ZM79 52H77V53H79ZM99 52H102V51H100L99 50ZM98 52V53H99ZM140 52H142V51H140ZM148 52H149V49H148ZM191 52V51H190ZM204 52V51H203ZM208 52V51H207ZM212 52V51H211ZM248 52V51H247ZM255 52V51H254ZM253 52V53H254ZM24 53L25 54H28L27 52H25L24 51ZM58 53V52H57ZM65 53V52H64ZM76 53V52H75ZM89 53V52H88ZM95 53H97V52H94V55H95ZM103 53V52H102ZM123 53V52H122ZM175 53V52H174ZM173 53V54H174ZM183 53V52H182ZM185 53V52H184ZM187 53V52H186ZM210 53V52H209ZM208 53V54H209ZM224 52L222 51V54H223ZM232 53H234V52H232ZM80 54H82V53H80ZM83 55V56H86V55H88V54H86V55ZM105 54V53H104ZM104 54H102V55H104ZM144 54H145V52H144ZM143 54V55H144ZM170 55V57L169 58H167L166 60H165V57H164V62H165V64H166V70L169 68V65H170V63L171 62H174V60H176V62H174V63H176L177 64V66H178V68H180V67H182L183 65H185V64H194V62H195V60L193 59V57H195V56H193V55H190L189 57H185L184 55H178L177 53L176 54H174V55ZM181 54V53H180ZM193 54V53H192ZM198 54H200V52L198 53ZM197 54V55H198ZM212 54V53H211ZM214 54H217V53H214ZM249 54V53H248ZM56 55V54H55ZM90 55V54H89ZM100 55V54H99ZM108 55V54H107ZM112 55V54H111ZM111 55H110V57H111ZM115 55V54H114ZM127 55V54H126ZM149 55V54H148ZM152 55V54H151ZM151 55H150V57H151ZM159 55H161V54H159ZM194 55H195V53H194ZM200 55H202V53L200 54ZM199 55V56H200ZM207 55V54H206ZM79 56V55H78ZM83 56H81V58L83 57ZM95 56H97V55H95ZM116 56V55H115ZM118 56V55H117ZM119 56H122V55H119ZM118 56V57H119ZM124 57H126L125 55H123ZM127 56H129V55H127ZM153 56V55H152ZM217 56V55H216ZM220 56L221 55H219V58H220ZM226 56V55H225ZM224 56V57H225ZM89 57V56H88ZM87 57V58H88ZM105 57V56H104ZM109 57V56H108ZM114 57V56H113ZM117 57V59H119ZM198 57V56H197ZM201 57V56H200ZM215 57V56H214ZM256 57V56H255ZM86 58V59H87ZM96 58V57H95ZM152 58V57H151ZM216 58V57H215ZM223 58V57H222ZM221 58V59H222ZM226 58V57H225ZM229 58V57H228ZM232 58H233V56H232ZM231 58V59H232ZM238 58H240L239 56H238ZM237 58V59H238ZM78 59L79 60H81L79 57H78ZM83 59H85V58H83ZM90 59V58H89ZM88 59V60H89ZM91 59H92V56H91ZM100 59H101V57H100ZM103 59H105V58H103ZM107 59V61H108V59L109 58H106ZM121 59V58H120ZM155 59V61H153V60H144V58L143 59H140V58H132V57H128V59H126V60H121V61H118V60H116V59H114V60H112V61H114V63H112V64H109V65H107V64H103V62L101 63V62H99V63H101L100 64V69H98V63H97V66L95 65L96 63H93L94 65H95V67H93L90 71V74L92 73V76L91 77H88L89 75H88V73H87V78L86 77H82V78H79V79H77V81H78V84H85V86H80V87H78V88H83L85 91H86V98H91L90 97V95H92V94H90L91 93V91H94V90H96V91H101L102 89H104V91H110V89L112 88V87H114V85H116V91H118V92H123V91H127V90H132V91H134V92H136L137 90H139V91H141V92H143V93H146V96L144 95L142 98L143 99H146V100H148V97L149 98H155V99H157L158 100V102L160 103L159 104V107H161L162 109L163 108H166L165 107V105L168 107H171V108H173L175 111H178L179 113H182V114H188V113H196V114H198L199 116L201 115V116H205V115H207L208 114V116H205L206 118L208 117V118H210V119H212V118H214V117H218L217 115L219 114V113H221V109H223L222 107H224L225 109H226V112H227V110H233V112H236V116H234V117H229V120H228V122H227V124H225V125H223L222 124V127L220 126V125H218L217 123V125L218 126H216L215 124H213L212 123V127L214 126V127H216V130H214V131H212V129L213 128H211V130L210 131H208L207 129V127L204 125V127H206L205 128V130H200V129H195V130H193L192 132H189V131H187V133H185L184 131H182V132H179V130L177 131V132H179L178 133V135H173V139L172 140H174V142L175 143H177V145H180L181 147H183V148H187V146L189 145V144H192V143H198V142H200V141H202V140H206V139H213V141L214 140H216L219 144H227V147L229 146L228 144L230 143H237V144H242V143H246V142H249L250 140H255V139H257V140H261V139H258V137H264V129L263 128H261L262 126H264V106H259V105H257V107L255 108L254 107V105L252 106V107H254V109H249V107H246L245 105H244V103L245 104H247V102L246 101H244L245 99H244V94H243V96L242 97H240L241 99V101H239L237 98H236V100H234L233 98H232V96H231V89H229V86L232 88V90H233V88H237V86H243V84H244V80L246 81V79L245 78H247L248 79V77L250 76V74H246L245 72H242V71H239L238 69H236V70H238V73L236 74V81L234 82L233 81V77L231 76V74L232 75H234V73H231L229 76H231V77H228V76H226L225 74H224V72H222V71H217V70H214L213 68L211 69V68H203L202 66H199V67H197V75L194 73V74H192V76H190L189 77V79L185 82V84H183V82H182V84L183 85H178L177 87H179V88H181V86H182V89L181 90H178V89H176V88H174V89H172L173 90V92H171V90L170 91H168V90H165V89H163L162 88V82H163V77H162V71H164L165 70V66L163 67L162 65H161V62H160V58L159 57H156V58H154ZM211 59V58H210ZM209 59V60H210ZM217 59V58H216ZM224 59V58H223ZM236 59V60H237ZM257 59V58H256ZM76 60V59H75ZM96 60V59H95ZM102 60V59H101ZM220 59H218V61H219ZM226 59H224V61H225ZM235 60V59H234ZM91 61V60H90ZM89 61V62H90ZM111 61V60H110ZM208 61V60H207ZM217 61V60H216ZM228 62H230L229 60H227ZM227 61H225V62H227ZM252 61V60H251ZM262 61H263V63H264V60L262 59ZM73 62V61H72ZM75 62V61H74ZM85 62V61H84ZM97 62V61H96ZM208 62H210V61H208ZM53 63V62H52ZM61 64H63L64 66H66L67 65V63H69L68 61L66 62V61H64L63 60V63L62 62H60ZM71 63V62H70ZM78 63V62H77ZM82 63V62H81ZM80 63V64H81ZM206 63V62H205ZM224 63V62H223ZM234 63V62H233ZM243 63V62H242ZM79 64V65H80ZM85 64H88L89 65V63H86L85 62ZM92 64V63H91ZM202 64H203V62H202ZM208 64V63H207ZM210 64V63H209ZM229 64H232V63H229ZM52 65V64H51ZM73 65V64H72ZM83 65H84V63H83ZM224 65V64H223ZM234 65H236V64H234ZM242 65H244V63L242 64ZM256 64H254V66H255ZM74 66V65H73ZM81 66V65H80ZM80 66H78V67H80ZM87 66V65H86ZM85 66V67H86ZM210 66V65H209ZM228 66H230V65H228ZM259 67H261V64L260 65H258ZM257 66V67H258ZM82 68H83V66H81ZM89 67V66H88ZM231 67H232V65H231ZM252 67H253V65H252ZM259 67L258 68H256V67H254V68H256L255 70H254V72L252 73V76L254 77V76H257L258 74H259ZM68 68H70V67H68ZM91 67H89V69H90ZM216 68H217V66H216ZM220 68V67H219ZM224 68V67H223ZM247 68V67H246ZM250 68H251V66H250ZM264 68V67H263ZM79 69V68H78ZM81 69V68H80ZM98 69V70H97ZM183 69H184V67H183ZM227 69H229L228 67H227ZM240 70L242 69V68H239ZM248 69H249V67H248ZM95 70H97L96 72H95ZM176 70H177V68H176ZM186 70V69H185ZM184 70V71H185ZM251 71H252V69H250ZM82 71V70H81ZM81 71H79V72H81ZM93 71V72H92ZM183 71V72H184ZM246 71V70H245ZM87 71H85V70H83L81 73H86ZM98 72V73H97ZM175 72V71H174ZM187 72V70L185 71V73ZM192 72H194V71H192ZM196 72V71H195ZM230 72H231V70H230ZM248 72H250V71H248ZM261 72V71H260ZM41 73V72H40ZM39 72H38V74L39 75H41ZM97 73V74H96ZM172 73V72H171ZM84 74H82V75H84ZM188 74V73H187ZM45 75H46V73H45ZM73 75V74H72ZM76 75V74H75ZM78 75H80V74H78ZM81 75V76H82ZM176 75V74H175ZM181 75H182V73H181ZM195 75V76H194ZM228 75V74H227ZM47 77H48V75H46ZM45 76V77H46ZM51 78H53V76H51V75H49ZM168 76V75H167ZM22 77V78H21ZM73 77V76H72ZM199 77V78H198ZM29 78H31V77H29ZM42 78L45 80V79H47V78H44V74H43V76H42ZM50 78V79H51ZM76 78H77V76H76ZM170 78H172V76L170 77ZM24 79H26V78H24ZM23 74H21V73H17L16 71H15V73H14V78H13V83H14V89H13V91H12V94H11V96H10V101H7L6 103L9 105V106H11V104H13L15 101H18V102H20V105H21V107H22V111H20V116H21V118L18 120V119H16V120H18L19 121V126H16V128L15 129H13V127L11 128V130H9V131H11L12 132V130H13V134H11L9 137H7L6 138V136L4 135V134H6L7 133V131H6V133H3V135L5 136V138H4V136H2V138H0V166H1V164L4 162V161H6V159L11 163H9L10 164V166L11 167H9L7 170H8V173L6 174V175H2V173L0 172V181L2 182V183H9V184H11V185H13L15 188H18V191L20 192V194L22 193V192H24V194L25 195H27V197H31V198H38V200H39V198H41L42 196H50V197H52L53 196V198L56 200L55 202H66L67 203V200L68 201H70V199H72L71 201H76V202H79V203H87L88 204V202H90V201H93L94 199H98V198H101V199H99V200H102L103 201V203L104 202H106V203H108V204H106V206H108V205H111V204H113V203H111V202H116V201H119V202H121V203H126V204H128L129 203V205L130 204H136V205H140V204H143V203H147L149 200H150V198L152 197V196H154V194H157L156 192H160V191H165V189H166V187L169 185V187H172V188H174V187H176V186H178L179 184H175V183H169L167 186L165 185V182H163L164 180H160L159 178L157 179V177H159V176H157L156 174H155V172H154V170L155 169H152L153 170V172H154V174H153V172L151 171V170H149L150 168H151V166H150V168L148 169L149 170V172H147L146 171V168L145 169H143V170H140V169H142V168H140L139 170H131L130 171V169L128 170V169H125V170H128V172H127V175H128V177L129 178H125V177H117L116 176V174H115V172H116V169H118L117 168V166L118 165H120V163L122 162V160H123V156H124V152H126V154H127V152L129 153V152H135V153H138V152H136V151H139V154H140V150H142V151H144V150H147V149H149L150 150V141H152V140H156V139H152V137L153 136H157L158 137V139L159 140H164V139H166L165 138V128H168V127H163V126H161V127H158V128H156V129H154L152 132H151V135H150V133H149V131H148V133H146L145 131V134L144 133H141V132H139V133H135L134 132V130L139 126V125H141V124H143L142 123V121L141 120H132L131 119V117H130V119H128V120H120L119 118H117L116 117V115L114 114V112H111V111H109L108 109H106V110H108V111H104L103 113H101V112H96V113H92V112H87V113H84L83 111L81 112V105L80 106H77V111L75 110V111H73V107H74V105H76V104H74V102H73V99H72V96H71V94H65L66 95V99H65V101H66V107L67 108H63V106H62V104H61V97H60V95H58L59 97L57 98V97H54L53 95V99L55 100V102H53L52 100L53 99H50V101H51V103H48L47 102V100H46V102L48 103V105H49V109H50V107L52 108V109H48V110H38V109H35V102H37V99H38V102L42 99V98H44V96H45V94H44V92H40L38 95L39 96H36L34 93L33 94H31V92L30 91H28V92H25L24 90H16V88H15V84L16 83H21V82H23ZM111 79H113V80H115V82L113 83V85H112V87L111 88H109L108 87V85H110V81H111ZM181 79V78H180ZM207 79H209V80H213V82H211V83H213V85H214V89L213 90H206V88L204 89V88H202L203 87V83L204 82H206L207 81ZM262 79H264V78H262ZM31 80H32V78H31ZM179 80V79H178ZM182 80V79H181ZM259 80V79H258ZM77 81H75V82H77ZM180 81V80H179ZM27 82V81H26ZM74 82V83H75ZM166 82H169V81H166ZM176 83V82H175ZM175 83H172V85L171 84H169V85H171V86H174V85H176ZM178 84H180V83H178ZM262 84V83H261ZM206 86V85H205ZM246 86V85H245ZM253 86V85H252ZM175 87V86H174ZM256 87H257V85H256ZM78 88H76V90L78 89ZM244 88V87H243ZM228 89H229V92H228ZM239 89H242V88H239ZM246 89V88H245ZM252 89H253V87H252ZM258 89H259V87H258ZM136 90V91H135ZM260 90V89H259ZM111 91H113V88L111 89ZM235 91V90H234ZM249 91V90H248ZM262 91V90H261ZM241 92V91H240ZM49 93V92H48ZM111 93V92H110ZM114 93V92H113ZM126 93V92H125ZM233 93V92H232ZM238 93V92H237ZM237 93H236V95H237ZM80 94V93H79ZM129 94V93H128ZM142 94V93H141ZM260 94V93H259ZM121 95V94H120ZM123 95H125V94H123ZM51 96V95H50ZM92 96H94V95H92ZM98 96H99V94H98ZM252 96H254V95H252ZM3 97V96H2ZM2 97L0 98L1 100H2ZM104 97V96H103ZM113 97V96H112ZM261 97H263V96H261ZM48 98V97H47ZM52 98V97H51ZM80 98V97H79ZM108 98V97H107ZM110 98V97H109ZM235 98V97H234ZM248 98V97H247ZM257 98V97H256ZM4 99V98H3ZM6 99V98H5ZM94 99V98H93ZM97 100H98V98H96ZM102 99H104V98H102ZM116 99V98H115ZM138 99V98H137ZM255 99V98H254ZM49 100V99H48ZM106 100V99H105ZM114 100V99H113ZM139 100V99H138ZM256 100V99H255ZM49 101V102H50ZM98 101H100V100H98ZM111 100H109V102H110ZM120 101V100H119ZM143 101V100H142ZM260 101V100H259ZM1 102H3V101H1ZM104 102V101H103ZM152 102V101H151ZM5 103V102H4ZM3 103V104H4ZM5 103V104H6ZM52 103H54V105H52ZM56 103V104H55ZM91 103H92V101H91ZM98 103V102H97ZM250 103V102H249ZM260 103H263V102H260ZM4 104V105H5ZM253 104V103H252ZM251 104V105H252ZM0 105H2L1 103H0ZM129 105V104H128ZM151 106V105H150ZM96 107V106H95ZM94 107V108H95ZM101 107H102V105H101ZM106 107V106H105ZM139 107V106H138ZM148 107V106H147ZM11 108V107H10ZM110 108V107H109ZM151 108V107H150ZM153 108V107H152ZM154 108H156V107H154ZM7 109V108H6ZM34 109V110H33ZM99 109V108H98ZM104 109V108H103ZM110 109H112V108H110ZM118 109V108H117ZM122 109V108H121ZM132 109V108H131ZM135 109H137V108H135ZM147 109V108H146ZM211 109V110H210ZM224 109V110H225ZM100 110H101V108H100ZM114 110V109H113ZM115 110H116V108H115ZM123 110V109H122ZM149 110V109H148ZM152 110V109H151ZM154 110V109H153ZM161 110V109H160ZM165 110V109H164ZM169 110V109H168ZM210 110V111H209ZM2 111V110H1ZM99 111V110H98ZM103 111V110H102ZM119 111V110H118ZM135 111V110H134ZM134 111H132V112H134ZM169 111H171V110H169ZM66 112V113H65ZM69 112V113H68ZM74 112L75 113H77L78 115H80V116H82V117H84V122L82 123V125H81V127L79 128L80 129V131L85 135V134H88V129H90L91 130V135H90V137H92V138H90V139H86V137H84V140H83V142H81L80 144L77 142V137H76V133H74L73 132V130H72V128H73V126H71L72 125V120H71V116H73V114H74ZM131 112V111H130ZM136 112V111H135ZM134 112V113H135ZM141 112V111H140ZM8 113V112H7ZM17 113V112H16ZM71 113V114H70ZM120 113H121V110H120ZM127 113V112H126ZM129 113V112H128ZM141 113H143V112H141ZM156 113V112H155ZM165 113V112H164ZM224 113V112H223ZM71 116H70V115ZM124 114V113H123ZM226 114V113H225ZM5 115V114H4ZM16 116H17V114H15ZM15 115H13L14 117H15ZM45 115H47L48 116V118L46 119L45 118ZM127 115V114H126ZM126 115H124V116H126ZM135 115V114H134ZM151 115V114H150ZM155 115V114H154ZM179 115V114H178ZM228 116H230L229 114H227ZM7 116V115H6ZM152 116V115H151ZM185 116V115H184ZM200 116V117H201ZM220 116H222V115H220ZM225 116V115H224ZM3 117V116H2ZM81 117V118H82ZM137 117H139V116H137ZM143 117V116H142ZM146 117V116H145ZM189 117V116H188ZM187 117V118H188ZM199 117V118H200ZM11 118V117H10ZM159 118V117H158ZM162 118V117H161ZM176 118V117H175ZM194 118V117H193ZM203 118V117H202ZM223 118V117H222ZM12 119H13V117H12ZM123 119V118H122ZM142 119H144V118H142ZM149 119L151 120V118L149 117ZM163 119H164V117H163ZM163 119H162V121H163ZM194 119H197V118H194ZM219 119V118H218ZM228 119V118H227ZM8 120V119H7ZM15 120V119H14ZM79 120V119H78ZM146 120V119H145ZM149 120V121H150ZM154 120H156V118L154 119ZM154 120H152V121H154ZM167 120V119H166ZM170 120V119H169ZM190 120H192V119H190ZM200 120H202L201 118H200ZM226 120V119H225ZM2 121V120H1ZM4 121H6V120H4ZM11 121V120H10ZM13 121V120H12ZM147 121V120H146ZM149 121H147V122H149ZM188 121V120H187ZM195 121V120H194ZM197 121V120H196ZM204 121V120H203ZM221 121V120H220ZM78 122V121H77ZM81 122V121H80ZM151 122V121H150ZM182 122H183V120H182ZM181 122V123H182ZM198 122V121H197ZM205 122V121H204ZM210 122H211V120H210ZM13 123H15L14 121H13ZM13 123H11V124H13ZM153 123V122H152ZM178 123V122H177ZM195 123V122H194ZM198 123H200V122H198ZM205 123H207V122H205ZM215 123V122H214ZM221 123V122H220ZM223 123V122H222ZM229 123V124H228ZM4 124H5V122H4ZM1 125V124H0ZM9 125V124H8ZM226 125H228V126H226ZM7 126V125H6ZM14 126V127H15ZM143 126H144V124H143ZM209 126V125H208ZM211 126V125H210ZM1 127V129H2V126H0ZM9 127V126H8ZM187 127V126H186ZM197 127V126H196ZM200 127V126H199ZM203 127V128H204ZM6 128V127H5ZM75 128V127H74ZM76 128H78V127H76ZM75 128V129H76ZM0 129V130H1ZM4 129V128H3ZM2 129V130H3ZM7 129V128H6ZM175 129V128H174ZM173 130V129H172ZM181 130H182V128H181ZM151 131V130H150ZM175 131V130H174ZM208 131V132H207ZM3 132V131H2ZM1 132V133H2ZM169 132H170V130H169ZM176 132V131H175ZM184 132V133H183ZM56 133V134H55ZM78 133V132H77ZM80 133V132H79ZM176 134V133H175ZM26 136H28V138H29V140L28 141H26ZM78 136V135H77ZM171 136V135H170ZM170 136H168L167 138H169ZM1 137V136H0ZM55 137H57L58 138V142H56L55 141ZM156 137V138H157ZM155 138V137H154ZM157 139V140H158ZM170 139V138H169ZM167 140V139H166ZM172 140H171V143H172ZM263 140V139H262ZM169 141V140H168ZM167 141V142H168ZM160 142V141H159ZM170 142V141H169ZM206 142V141H205ZM204 142V143H205ZM252 142V141H251ZM250 142V143H251ZM261 142V141H260ZM263 142V141H262ZM157 143H158V141H157ZM156 143V144H157ZM208 143V142H207ZM216 143V142H215ZM217 143V144H218ZM152 144V143H151ZM247 144V143H246ZM63 145V147H60V146H62ZM158 145V144H157ZM161 149H162V147H163V149H164V146L166 145H163V143H161ZM207 145V144H206ZM211 145V144H210ZM233 145V144H232ZM235 145V144H234ZM254 145V144H253ZM154 146V145H153ZM167 146V145H166ZM193 146V145H192ZM191 146V147H192ZM208 146V145H207ZM206 146V147H207ZM214 145H213V143H212V146L211 147H213ZM221 146V145H220ZM240 146V145H239ZM261 146V145H260ZM260 146H258V147H260ZM156 147V146H155ZM178 147V146H177ZM190 147V148H191ZM203 147V146H202ZM208 147H210V146H208ZM207 147V148H208ZM216 147V146H215ZM222 147V146H221ZM235 147H237V145L235 146ZM250 147V146H249ZM249 147H247V148H244V149H248ZM252 147H254V146H252ZM8 148V149H7ZM154 148V147H153ZM158 148H160L159 146H158ZM173 148V147H172ZM180 148V147H179ZM198 148V147H197ZM207 148H205V150L207 149ZM219 148V147H218ZM234 148V147H233ZM240 148V147H239ZM256 148V147H255ZM169 149V148H168ZM182 149V148H181ZM180 149V150H181ZM189 149V148H188ZM188 149H187V152H188ZM196 149V148H195ZM201 149V148H200ZM209 149H211V148H209ZM214 149H216L217 150V148H214ZM219 149H223V148H219ZM230 149H231V146H229V151H230ZM250 149H251V147H250ZM249 149V150H250ZM257 149H259V148H257ZM154 150H155V148H154ZM176 150V149H175ZM183 150V149H182ZM194 150V149H193ZM198 150V149H197ZM202 150H203V148H202ZM208 150V149H207ZM212 150V149H211ZM226 150V149H225ZM248 150V151H249ZM148 151V150H147ZM152 151V150H151ZM161 151V150H160ZM171 151V150H170ZM176 151H178V150H176ZM175 151V152H176ZM183 151H185V150H183ZM182 151V152H183ZM189 151H190V149H189ZM192 151V150H191ZM200 151V150H199ZM198 151V152H199ZM245 151V150H244ZM252 151H254V149L253 150H251L250 152H252ZM259 151V150H258ZM257 150H256V152H258ZM261 151V150H260ZM8 152V153H7ZM9 152H15V153H17L18 155H17V157H18V165L19 166H17V165H15V159H17L16 157H15V155L12 157H8V155H9ZM155 151H153V153H154ZM156 152H157V150H156ZM173 152V151H172ZM186 152V151H185ZM186 152V153H187ZM194 152H195V150H194ZM193 151H192V154L194 153ZM209 152H210V150H209ZM237 152V151H236ZM242 152H243V150H242ZM242 152H240V153H242ZM246 152V151H245ZM262 152H263V150H262ZM261 152V153H262ZM4 153H7V155L6 154H4ZM144 153H146L145 151H144ZM149 154H150V152H148ZM167 153V152H166ZM181 152L179 151V153L178 154H180ZM184 153V152H183ZM183 153H182V156L181 157H183ZM190 154H191V152H189ZM205 153H207V152H205ZM226 153V152H225ZM234 153V152H233ZM239 153V152H238ZM125 154V155H126ZM165 154V153H164ZM169 154V153H168ZM171 154V153H170ZM195 155H199V157H195V158H200V153H197V151L194 153ZM210 154V153H209ZM214 154V153H213ZM212 154V155H213ZM218 154V153H217ZM236 154V153H235ZM243 154V153H242ZM240 154L239 155V157L238 158H240L241 160H243V161H245L246 159L248 160V158H249V153H245V155L243 154ZM255 154H259V156H256V157H254L255 155H253V154H251V156L253 155V158H255V162H254V164H253V162L251 163V165H248L247 167H244L245 165H238L239 167H240V174H242V175H244L246 178H247V176L250 174V175H254V174H261V172H263L264 171V152L262 153V154H260V153H255ZM151 155V154H150ZM166 155V154H165ZM172 155H175V154H172ZM185 155V154H184ZM187 155H189V154H186V156ZM219 155V154H218ZM10 156V155H9ZM129 156H130V154H129ZM167 156V155H166ZM170 156V155H169ZM179 156V155H178ZM190 157H191V155H189ZM193 156V155H192ZM205 156V155H204ZM222 156H223V154H222ZM230 156V155H229ZM228 156V157H229ZM246 156H248V158H246ZM141 157H142V155H141ZM152 157V156H151ZM161 157V156H160ZM164 157V156H163ZM162 157V158H163ZM174 157V156H173ZM176 157V156H175ZM185 157V156H184ZM188 157V156H187ZM213 157V156H212ZM125 158V157H124ZM129 158V157H128ZM130 158H132V157H130ZM135 158V157H134ZM137 158V157H136ZM145 158V157H144ZM169 158V157H168ZM224 158V157H223ZM229 158H232L231 156L229 157ZM235 158H236V156H235ZM246 158V159H245ZM252 158V157H251ZM133 159V158H132ZM151 159V158H150ZM154 159V158H153ZM190 159V158H189ZM193 159H194V157H193ZM204 159H207L208 161H209V158L207 157V158H204ZM225 159V158H224ZM127 160V159H126ZM140 160V159H139ZM170 160V159H169ZM174 160V159H173ZM175 160H177V158L175 159ZM179 160V159H178ZM199 160H201V158L199 159ZM203 160V159H202ZM201 160V161H202ZM206 160V161H207ZM219 160H221V159H219ZM219 160H217V161H219ZM236 160H237V158H236ZM141 161V160H140ZM145 161V160H144ZM152 161V160H151ZM154 161V160H153ZM171 161H172V158H171ZM216 161V160H215ZM124 163H125V161H123ZM132 163H133V161H131ZM135 162V161H134ZM175 162V161H174ZM245 162H247V161H245ZM123 163V164H124ZM138 164H139V162H137ZM163 163H165V162H163ZM187 163V162H186ZM189 163H193V162H191V160H190V162ZM203 163V162H202ZM213 163V162H212ZM216 163V162H215ZM235 163V162H234ZM248 163V162H247ZM8 164V165H9ZM122 164V165H123ZM135 164V163H134ZM133 164V165H134ZM137 164V165H138ZM144 164V163H143ZM172 164H173V162H172ZM177 164V163H176ZM195 164V163H194ZM219 164V163H218ZM242 164V163H241ZM250 164V163H249ZM253 164V165H252ZM129 165H130V163H129ZM128 165V166H129ZM140 166L142 165L141 163L139 164ZM148 166L150 165V164H147ZM156 164L154 163V166H155ZM158 165H159V163H158ZM180 165V164H179ZM178 165V166H179ZM201 165H204V163L203 164H201ZM212 165H214V164H212ZM212 165H210L211 166V168H213L212 167ZM216 165V164H215ZM222 165V164H221ZM225 165V164H224ZM226 165H231L230 164V162L228 163V164H226ZM236 165V164H235ZM5 166V165H4ZM131 166V165H130ZM129 166V167H130ZM136 166V165H135ZM145 166H146V164H145ZM145 166H143L142 165V167H145ZM157 166V165H156ZM160 166V165H159ZM159 166H158V168H159ZM161 166H163V165H161ZM164 166H166L167 167V165H164ZM169 166H171V165H169ZM181 166V165H180ZM179 166V167H180ZM186 166H189L188 164L186 165ZM223 166V165H222ZM233 166V165H232ZM6 167V166H5ZM4 167V168H5ZM132 167V166H131ZM172 167H173V165H172ZM176 166L174 165V168H175ZM190 167H192V166H190ZM193 167H195V166H193ZM197 167V166H196ZM217 167V166H216ZM236 167V166H235ZM1 168V167H0ZM154 168H156V167H154ZM158 168L156 169V171H158L159 172V170H158ZM164 169H165V167H163ZM163 168H161V169H163ZM169 168V167H168ZM177 168V167H176ZM182 168V167H181ZM206 168H208V167H206ZM221 168V167H220ZM226 168H227V166H226ZM133 169H135V167L133 168ZM164 169L162 170V171H164ZM167 169V168H166ZM173 169V168H172ZM189 169V168H188ZM188 169H186V170H188ZM202 169V168H201ZM209 169H210V167H209ZM232 169V168H231ZM5 169H3V172L5 173V171H4ZM6 170V171H7ZM179 170V169H178ZM204 170V172L206 171L205 169H203ZM203 170L201 171V172H203ZM218 170V169H217ZM217 170L216 169H212L208 174L209 175H211L210 176V181H213V180H215V179H217ZM234 170H236V168H234ZM233 170V171H234ZM123 172H126V171H124V170H122ZM151 171V172H150ZM190 171V170H189ZM199 171V170H198ZM198 171H196L197 172V174L199 173ZM207 171H209L208 169H207ZM227 171H229V170H227ZM226 171V173L228 174H231L230 172H227ZM42 172H44L45 173V176L43 177V175L41 176V174L40 173H42ZM164 172H166V171H164ZM181 172V171H180ZM191 172H192V170H191ZM190 172V173H191ZM200 172V173H201ZM157 173V172H156ZM163 173V172H162ZM186 173V172H185ZM199 173V174H200ZM205 173H207V172H205ZM204 173V174H205ZM220 174H221V172H219ZM218 173V174H219ZM223 173H225V172H222V174ZM225 173V175H227ZM43 174V173H42ZM121 174H122V172H121ZM124 174V173H123ZM126 174V173H125ZM124 174V175H125ZM196 174V173H195ZM198 174V175H199ZM203 174V175H204ZM48 175V176H47ZM120 175V174H119ZM158 175H160V174H158ZM182 175V174H181ZM190 175V174H189ZM201 175H202V173H201ZM202 175V176H203ZM206 175V174H205ZM224 175V176H225ZM232 175V174H231ZM239 175V174H238ZM41 176V177H40ZM47 176V177H46ZM56 177V180H51L50 178H48V177ZM182 176H184V175H182ZM186 176V175H185ZM184 176V177H185ZM191 176H192V173H191ZM194 176V175H193ZM197 176V175H196ZM196 176H194V177H196ZM208 176V175H207ZM187 177V176H186ZM216 177V178H215ZM218 177H219V175H218ZM228 177H231V176H228ZM237 178H238V176H236ZM255 177V176H254ZM162 178V177H161ZM174 178V177H173ZM191 178V177H190ZM221 178V177H220ZM239 178H240V176H239ZM256 178V177H255ZM40 180V183L38 184V185H33L32 184V180ZM53 179V178H52ZM55 179V178H54ZM230 179V178H229ZM250 179V178H249ZM262 179V178H261ZM22 180H26V182H27V185L26 186H24L22 189H20V187H19V183H21V181ZM179 180V179H178ZM182 180V179H181ZM180 180V181H181ZM197 180H198V178H197ZM206 180V179H205ZM201 181V178H200V180H198V181H196L195 179H190V180H188L187 182H184L183 184H182V182L180 183V185L182 184L183 186L182 187H191V186H197L198 185V183L201 181V182H204V183H206V181H209V179L208 180H206V181ZM240 180V179H239ZM244 180H245V178H244ZM263 180V179H262ZM172 181V180H171ZM180 181H178V182H180ZM184 181V180H183ZM225 181V180H224ZM241 181V180H240ZM252 181V180H251ZM258 181H260V180H258ZM172 182H174V181H172ZM219 182H220V180H219ZM218 182V183H219ZM227 182V181H226ZM225 182V183H226ZM234 182V181H233ZM237 182V181H236ZM249 182V181H248ZM197 183V184H196ZM218 183H217V185H218ZM221 183V182H220ZM231 182H229V184H230ZM238 183V182H237ZM257 183V182H256ZM167 184V183H166ZM176 185V186H172V185ZM202 184V183H201ZM211 184V183H210ZM215 184V183H214ZM232 184V183H231ZM249 183H247V185H248ZM258 185L256 186V187H254L253 189H249V190H246V191H241L240 190V192L241 193H239V194H234V192L232 193V195L231 196H229L230 194H228V196L226 195V197H227V199H225V201L224 202H222V204H219L218 206H217V208H216V213H215V211H214V213H213V209H204L201 205H196L198 202L196 201V199H195V201L197 202V203H195L194 205H191V206H189L188 207V209L187 210H185L184 212H182V214H183V218H185L186 220H188V221H190V222H192V223H194V225H203L204 226V228L206 229V230H208L210 233H217L218 231H221L222 233H223V231H226V230H231V231H233V234H235L236 232H237V234L238 233H242V230L244 229V226H245V228L246 229H244V230H247V227H246V225H248V223L249 222H252V221H254L256 218H257V213L260 211H255V210H253V209H251L250 207V209L249 208H247V207H244L243 206V203L244 202H247L248 200L249 201H251L252 199H251V197H259V198H261L262 200H264V180L261 182H259V183H257ZM79 186V189H78V186ZM207 186L209 185V183L208 184H206ZM222 185V184H221ZM226 185H228V184H226ZM234 185V184H233ZM12 186V187H13ZM166 186V187H165ZM205 186V185H204ZM210 186V185H209ZM213 186H215V185H213ZM218 186H220V185H218ZM223 186V185H222ZM229 186V185H228ZM240 186V185H239ZM250 185H248L247 187H249ZM252 186V185H251ZM254 186V185H253ZM60 188V189H57V188ZM133 187V188H132ZM181 187V186H180ZM179 186H178V188H180ZM201 187V186H200ZM226 187V186H225ZM230 187H231V185H230ZM245 187H246V185H245ZM246 187V188H247ZM193 188H196L197 189V187H193ZM214 188V187H213ZM219 188V187H218ZM223 188V187H222ZM222 188H221V190H222ZM232 188V187H231ZM234 188V187H233ZM246 188H244V186H243V189H246ZM62 189V190H61ZM168 189V188H167ZM176 189V188H175ZM174 189V190H175ZM192 189V188H191ZM209 189H211V188H209ZM214 189H216V188H214ZM241 189V188H240ZM174 190H173V192H174ZM186 190V189H185ZM188 190V189H187ZM199 190V189H198ZM204 190V189H203ZM213 190V189H212ZM220 190V189H219ZM218 190V191H219ZM225 190V189H224ZM226 190H228V189H226ZM225 190V191H226ZM234 190V189H233ZM232 190V191H233ZM195 191V190H194ZM208 191V190H207ZM206 191V192H207ZM214 192H215V190H213ZM177 192V191H176ZM175 192V193H176ZM184 192V191H183ZM191 192V191H190ZM192 192H193V190H192ZM191 192V193H192ZM196 192V191H195ZM198 192V191H197ZM202 192V191H201ZM205 192V191H204ZM204 192H202V193H204ZM205 192V193H206ZM223 192V191H222ZM228 192V191H227ZM236 192V191H235ZM165 193V192H164ZM185 193V192H184ZM183 193V194H184ZM200 193V192H199ZM210 193H211V190H210ZM210 193H208V195L210 194ZM217 193V192H216ZM223 193H225V192H223ZM222 193V194H223ZM169 194H170V191H169ZM178 194V193H177ZM180 194V193H179ZM174 194H172V196H173ZM186 195H188V194H186ZM190 195V194H189ZM192 195H193V193H192ZM198 195V194H197ZM211 195H212V193H211ZM215 195H217V194H215ZM157 196H158V194H157ZM163 196V195H162ZM176 196V195H175ZM178 196V195H177ZM195 196V195H194ZM182 197L184 198V196L182 195ZM189 197V196H188ZM195 197H197V196H195ZM195 197H193V198H195ZM204 197H206V196H204ZM216 197H219V196H216ZM33 198V199H34ZM160 199H161V197H159ZM164 198H165V196H164ZM177 198H179L180 199V196L179 197H177ZM187 198V197H186ZM200 198V197H199ZM203 198V197H202ZM209 197L207 196V199H208ZM259 198H258V201H259ZM25 199V198H24ZM174 199V198H173ZM198 199V198H197ZM211 199H213V198H211ZM224 199V198H223ZM222 198H221V201L223 200ZM251 199V200H250ZM23 200V199H22ZM183 200V199H182ZM199 200H201V199H199ZM262 200H261V202H262ZM25 201V200H24ZM102 201H100V203L102 202ZM167 201V200H166ZM168 201H170V200H168ZM203 201V200H202ZM201 201V202H202ZM214 201V200H213ZM217 201V198H216V200L214 201V202H216ZM256 201V200H255ZM23 202V201H22ZM30 202V201H29ZM61 202V203H62ZM75 202V203H76ZM151 202V201H150ZM174 202V201H173ZM172 202V203H173ZM175 202H176V200H175ZM177 202H179V201H177ZM201 202H200V204H201ZM210 202H212V201H210ZM218 202H220L219 201V198H218ZM25 203H26V201H25ZM28 203V202H27ZM69 204H70V202H68ZM90 203H92V202H90ZM89 203V204H90ZM99 203V204H100ZM103 203H102V205H103ZM109 203H111V204H109ZM149 203V202H148ZM171 203V202H170ZM172 203H171V205H172ZM191 203H194V202H191ZM258 204H259V202H257ZM96 204V203H95ZM98 204V205H99ZM186 204V203H185ZM203 204V203H202ZM204 204H205V202H204ZM208 204V203H207ZM206 204V205H207ZM249 202H248V206H249ZM255 204V203H254ZM23 205H24V203H23ZM60 205V204H59ZM176 205V204H175ZM184 205V204H183ZM189 205V204H188ZM210 206H211V203L209 204ZM25 206H26V204H25ZM105 206V205H104ZM112 206V205H111ZM177 206H178V204H177ZM205 206V205H204ZM250 206H252V205H250ZM28 207V206H27ZM91 207V206H90ZM99 207V206H98ZM184 207H185V205H184ZM257 207V206H256ZM259 207H261V206H259ZM262 207H264V206H262ZM102 208H103V206H102ZM171 208L172 207H170V210H171ZM174 208V207H173ZM96 209H97V207H96ZM141 209V208H140ZM169 209V208H168ZM166 210H167V208H166ZM173 210V209H172ZM182 210V209H181ZM211 210V211H210ZM163 211V210H162ZM175 211V210H174ZM174 211H172L173 212V214H172V212L170 211V213H171V215H172V217H173V215H174ZM140 212V211H139ZM168 212V211H167ZM127 213V212H126ZM125 213V214H126ZM132 213V212H131ZM150 213V212H149ZM163 213H165V212H163ZM162 213V214H163ZM177 213V212H176ZM179 213H181V211L179 212L178 211V214ZM264 212H260V214H263ZM105 214V213H104ZM144 214V213H143ZM168 214V213H167ZM259 214V215H260ZM63 215V214H62ZM61 215V216H62ZM127 215V214H126ZM145 215V214H144ZM164 215V214H163ZM170 215V214H169ZM176 215V214H175ZM181 215V214H180ZM66 216V215H65ZM134 216V215H133ZM132 216V217H133ZM147 216V215H146ZM178 216V215H177ZM63 217V216H62ZM68 217V216H67ZM84 217V216H83ZM96 217V216H95ZM104 217V216H103ZM181 217V218H182ZM86 218V217H85ZM109 218V217H108ZM149 218V217H148ZM152 217H150V219H151ZM179 218V217H178ZM78 219V218H77ZM99 219V218H98ZM185 219H184V221H185ZM74 220V219H73ZM101 220V219H100ZM100 220H95V219H93V218H89L88 220H87V223H88V221H90L91 222V224H97V223H102ZM152 220V219H151ZM173 219H171V221H172ZM257 220V219H256ZM262 221H263V219H261ZM102 221H103V219H102ZM170 221V222H171ZM176 221V220H175ZM178 221V220H177ZM260 220H258V222L257 223H261L262 221H260ZM39 222V221H38ZM84 222H86V221H84ZM150 222V221H149ZM178 222H180V221H178ZM107 223V222H106ZM105 223V224H106ZM122 223V222H121ZM138 223V222H137ZM254 223V222H253ZM103 224V223H102ZM185 224H186V222H185ZM185 224H184V226H185ZM188 224H189V222H188ZM83 225V224H82ZM99 225L100 224H98V227H99ZM117 225V224H116ZM119 225V224H118ZM124 225V224H123ZM173 225H174V222H173ZM250 225V224H249ZM259 225V224H258ZM84 226H87V225H84ZM125 226V225H124ZM132 226V225H131ZM135 227H128V226H125V229L126 230H124V231H128V232H126V234L123 236V240H124V244L122 243V245H125V247L127 246V244H130L131 243V241H132V237L130 238L131 239V241H129V235H132L133 236V234H135V236H136V234L138 235L139 234V232L140 231H142L143 232V230H145V229H143V225L141 226L140 225V223L138 224V226H136V225H134ZM145 226V225H144ZM147 226H149V225H147ZM179 226V225H178ZM191 226V225H190ZM251 226V225H250ZM254 226V225H253ZM78 227V226H77ZM120 227H123L122 225H120ZM128 227V228H127ZM150 227V226H149ZM180 227H181V225H180ZM192 227V226H191ZM190 227V228H191ZM198 227H200V226H198ZM96 228H97V226H96ZM101 228V227H100ZM109 228V227H108ZM154 228V227H153ZM153 228H152V230H153ZM184 228H186V229H188V227H184ZM189 228V229H190ZM194 228V227H193ZM196 228V227H195ZM259 228V227H258ZM60 229V228H59ZM66 229V228H65ZM99 229V228H98ZM104 229H106V227L104 228ZM123 230L122 228H119V230ZM128 229V230H127ZM181 229V228H180ZM188 229V230H189ZM200 229H202V226H201V228ZM199 229V230H200ZM257 229V228H256ZM30 230V229H29ZM62 230V229H61ZM84 230V229H83ZM110 230H112V231H117L118 230V228L117 227H115V226H112V228L110 229ZM109 230V231H110ZM151 230V231H152ZM154 230H156V228H154ZM160 230V229H159ZM182 230H184L183 229V227H182ZM194 230V229H193ZM193 230H192V232H193ZM197 230V229H196ZM194 230L195 232H197V231H199V230ZM204 230V229H203ZM203 230H201V231H199L200 233L203 231ZM101 231V230H100ZM103 231V230H102ZM108 231V230H107ZM123 231V232H124ZM161 231V230H160ZM191 231V230H190ZM234 231H235V233H234ZM264 231V230H263ZM64 232H66L67 233V231H64ZM68 232H70V231H68ZM72 232V231H71ZM121 232V231H120ZM145 232V231H144ZM147 232H149L150 233V231H148L147 230ZM153 232V231H152ZM151 232V233H152ZM155 232H158L157 230L156 231H154L153 233H155ZM162 232V231H161ZM165 232V231H164ZM204 232V231H203ZM207 232V231H206ZM248 232V231H247ZM65 233V234H66ZM81 233V232H80ZM117 233H119V232H117ZM150 233V234H151ZM167 233V232H166ZM181 233V232H180ZM185 233V232H184ZM189 233V232H188ZM194 233V232H193ZM209 233V234H210ZM219 233V232H218ZM217 233V234H218ZM225 233V232H224ZM229 233V232H228ZM227 233V234H228ZM69 234H71V233H69ZM74 234H76V233H74ZM79 233H77V235H78ZM82 234V233H81ZM81 234H79V235H81ZM116 234V233H115ZM145 234V233H144ZM156 234V233H155ZM155 234H154V237H155V239H156V236H155ZM157 234H159V233H157ZM165 234V233H164ZM167 234H170V233H167ZM187 234V233H186ZM191 234V232L189 233V235ZM196 234V233H195ZM198 234V233H197ZM201 234H203V233H201ZM211 234V235H212ZM221 234V233H220ZM233 234L231 235V236H233ZM236 234V235H237ZM244 234V233H243ZM242 234V235H243ZM245 234L247 235V233H246V231H245ZM264 234V233H263ZM63 235H64V233H63ZM88 235V234H87ZM112 235H114V233L113 234H111V236ZM117 235V234H116ZM119 235H120V233H119ZM140 235V234H139ZM139 235H138V237H139ZM192 235V234H191ZM190 235V236H191ZM204 235V234H203ZM219 235V234H218ZM224 235V234H223ZM229 235V236H230ZM246 235H245V237H246ZM255 235V234H254ZM58 236V235H57ZM62 236V235H61ZM70 236H72V238H74V236H75V239L77 238L76 237V235H70ZM93 236V235H92ZM115 236V235H114ZM141 237H142V234L140 235ZM144 236V235H143ZM147 236H148V234H147ZM150 236V235H149ZM151 236H153V235H151ZM164 236V235H163ZM162 236V237H163ZM171 236V235H170ZM202 236V235H201ZM205 236V235H204ZM208 236V235H207ZM210 236V235H209ZM224 236H226V233H225V235ZM228 236V235H227ZM226 236V237H227ZM231 236H230V238H229V240H231V242L234 240V238H236V236L234 237V238H231ZM241 236V235H240ZM244 236V235H243ZM243 236H241V239H243L242 237ZM248 236V235H247ZM251 236H253V235H251ZM65 237V236H64ZM67 237V236H66ZM82 237H83V234H82ZM81 237V238H82ZM86 237V236H85ZM104 237V236H103ZM119 237H121V236H119ZM134 237V236H133ZM137 237V236H136ZM136 237H134L135 239H137ZM172 237V236H171ZM175 237H176V235H175ZM203 237V236H202ZM201 237V238H202ZM216 237H218V236H216ZM219 237H221V236H219ZM226 237H223V239L224 238H226ZM262 237V236H261ZM264 237V236H263ZM70 238V237H69ZM116 238H117V236H116ZM158 238H160L159 236H158ZM163 238H165V237H163ZM162 238V239H163ZM192 238H194V237H192ZM208 238V237H207ZM206 238V239H207ZM222 238V237H221ZM247 238H250V236H248ZM61 239V238H60ZM65 239V238H64ZM68 239V238H67ZM66 239V240H67ZM85 239H87V237L85 238ZM118 239V241H119V239L120 238H117ZM143 239H145V238H143ZM148 239H149V237H148ZM151 239V238H150ZM153 239V238H152ZM151 239V240H152ZM200 239V238H199ZM214 239H215V237H214ZM252 239V241H253V238H251ZM264 239V238H263ZM69 240V239H68ZM79 240V239H78ZM81 240V242H87L86 240H84V237H83V239H80ZM109 240V239H108ZM116 240V239H115ZM209 240V239H208ZM216 240V239H215ZM218 240V239H217ZM226 240L228 241V239L226 238ZM238 240H240V239H238ZM250 240V239H249ZM248 240V241H249ZM61 241V240H60ZM118 241L117 242H115V243H118ZM120 241H122V240H120ZM134 241V240H133ZM138 241V240H137ZM140 241H141V239H140ZM191 241V240H190ZM195 241H196V239H195ZM223 241V240H222ZM237 241V240H236ZM236 241H234V242H236ZM242 241V240H241ZM244 241H245V239H244ZM251 241V240H250ZM52 242V241H51ZM78 242V241H77ZM80 242V241H79ZM78 242V243H79ZM130 242V243H129ZM134 242H136V241H134ZM145 242V241H144ZM143 242V243H144ZM213 242V241H212ZM220 242V241H219ZM224 242H225V240H224ZM229 242V241H228ZM228 242H226V243H228ZM256 242V241H255ZM255 242H254V244L253 245H255ZM262 242V241H261ZM264 242V241H263ZM55 243V242H54ZM61 243V242H60ZM60 243H58V244H60ZM88 243V242H87ZM89 243H91V242H89ZM89 243H88V245H89ZM147 242H145L144 244H146ZM198 243V242H197ZM233 243V242H232ZM231 243V244H232ZM236 243H238V241L236 242ZM246 243H247V240H246ZM259 243V242H258ZM57 244V245H58ZM63 244V243H62ZM84 244V243H83ZM119 245H120V242L118 243ZM141 244H142V242H141ZM194 244V243H193ZM192 244V245H193ZM204 244V243H203ZM216 244V243H215ZM219 244V243H218ZM230 244V243H229ZM230 244V245H231ZM244 244V243H243ZM248 244H249V242H248ZM251 244V243H250ZM250 244H249V246H250ZM262 244V243H261ZM64 245V244H63ZM70 245H71V243H70ZM72 245H75V244H72ZM79 245V244H78ZM86 245V244H85ZM98 245V244H97ZM107 245V244H106ZM118 245V246H119ZM131 245V244H130ZM134 245V244H133ZM132 245V246H133ZM138 245V244H137ZM174 245V244H173ZM196 245V244H195ZM198 245H200V244H198ZM219 245H221V244H219ZM223 245V244H222ZM252 245V246H253ZM259 245H260V243H259ZM61 246V245H60ZM82 246V245H81ZM136 246V245H135ZM140 246V245H139ZM149 246V245H148ZM194 246V245H193ZM192 246V248H193V250H194V247ZM232 246H234V250L236 249V247H235V245L233 244ZM232 246H230V247H232ZM239 246H240V244H239ZM242 246H244V245H242ZM40 247V246H39ZM122 247V246H121ZM125 247H122L121 248V250H123ZM197 247V246H196ZM218 247V246H217ZM216 247V248H217ZM224 247V246H223ZM222 247V248H223ZM227 247H228V245H227ZM248 247V246H247ZM251 247V246H250ZM249 247V248H250ZM56 248V247H55ZM150 248V247H149ZM164 248V247H163ZM200 248V247H199ZM240 247H238V249H239ZM246 248V247H245ZM258 248V247H257ZM256 247L255 248H252V249H257ZM46 249V248H45ZM52 249H54V248H52ZM100 249H101V247H100ZM140 249V248H139ZM166 249V248H165ZM164 249V250H165ZM197 249V248H196ZM202 249V248H201ZM231 249V248H230ZM237 249V250H238ZM49 250V249H48ZM103 249H101V251H102ZM109 250V249H108ZM125 250V249H124ZM135 250V249H134ZM133 250V251H134ZM136 250H137V247H136ZM135 250V251H136ZM155 250V249H154ZM160 250H162L161 248H160ZM159 250V251H160ZM200 250V249H199ZM220 250H222V249H220ZM244 250V249H243ZM243 250H241V251H243ZM250 250V249H249ZM263 250V249H262ZM45 250H43V252H44ZM105 251V250H104ZM144 251H146V250H144ZM150 251H152V250H150ZM179 251V250H178ZM202 251V250H201ZM42 252V251H41ZM55 252V251H54ZM57 252H59V251H57ZM99 252V251H98ZM106 252V251H105ZM140 252V251H139ZM152 252H154V251H152ZM166 252V251H165ZM167 252H168V250H167ZM200 252V251H199ZM212 252V251H211ZM213 252H215V251H213ZM235 252V251H234ZM233 252V253H234ZM246 252V251H245ZM44 253H46V252H44ZM53 253V252H52ZM101 253V252H100ZM102 253H104V252H102ZM110 253H111V251H110ZM109 253V254H110ZM132 253V252H131ZM140 253H144V252H140ZM164 252L162 251V254H163ZM171 253V252H170ZM216 253V252H215ZM230 253V252H229ZM233 253H231V254H233ZM236 253V252H235ZM234 253V254H235ZM244 253V252H243ZM256 253V252H255ZM55 254H57V253H55ZM98 254V253H97ZM135 254V253H134ZM159 254H161V253H159ZM203 254H204V252H203ZM209 254V253H208ZM212 254V253H211ZM242 254V253H241ZM264 254V253H263ZM50 255V254H49ZM53 255H54V253H53ZM101 256H102V254H100ZM105 255V254H104ZM108 255V254H107ZM138 255H139V253H138ZM138 255H137V257H138ZM141 255V254H140ZM147 255V254H146ZM150 255V254H149ZM158 255V254H157ZM168 255L169 254H167V257H168ZM214 254H212V256H213ZM230 255V254H229ZM228 255V256H229ZM236 255V254H235ZM243 255H245L246 256V254H243ZM248 255H250V254H248ZM52 256V255H51ZM97 256V255H96ZM135 256H136V254H135ZM134 256V257H135ZM166 257L165 255H162L161 257ZM225 256V255H224ZM233 256L234 255H230V257L231 258H233ZM252 256V255H251ZM254 256H256V255H254ZM54 257V256H53ZM57 257V256H56ZM133 257V258H134ZM140 257V256H139ZM144 258L146 257V256H143ZM148 257V256H147ZM147 257H146V259H147ZM150 257V256H149ZM152 257V256H151ZM163 257V258H164ZM171 256H169V258H170ZM184 257V256H183ZM199 257V256H198ZM235 257V256H234ZM236 257H240V255L239 256H237L236 255ZM235 257V258H236ZM247 257V256H246ZM141 258H142V256H141ZM141 258H138V259H140V261H141ZM175 258H177V257H175ZM182 258V257H181ZM187 258V257H186ZM207 257H205V259H206ZM209 258H211V257H209ZM208 258V259H209ZM135 259V258H134ZM145 259V260H146ZM172 259H173V256H172ZM192 259V258H191ZM204 259V260H205ZM239 259V258H238ZM243 259V258H242ZM260 260H262V258H259ZM44 260V259H43ZM133 260V259H132ZM175 260V259H174ZM174 260H172V262H174ZM178 260V259H177ZM176 260V261H177ZM200 260H201V258H200ZM229 260H230V258H229ZM234 260H236V259H234ZM247 260V259H246ZM245 260V261H246ZM249 260H250V256H249ZM136 261V260H135ZM186 260H184V263H186L185 262ZM191 262H192V260H190ZM193 261H195V260H193ZM209 261V260H208ZM221 261V260H220ZM239 261V260H238ZM244 260H242V262H243ZM254 261H257V260H254ZM142 262V261H141ZM145 262V261H144ZM149 262V261H148ZM168 262L169 261H167V264H168ZM171 262V263H172ZM201 262H203L202 260H201ZM201 262L200 263H198V264H201ZM234 262V261H233ZM240 262H241V260H240ZM247 262V261H246ZM262 262H264V261H262ZM131 263H133V262H131ZM175 264L177 263V262H174ZM178 263H180L179 262V260H178ZM190 263V262H189ZM204 263V262H203ZM221 263V262H220ZM223 263H225V262H223ZM231 263V262H230ZM69 264V263H68ZM121 264V263H120ZM123 264V263H122ZM126 264V263H125ZM137 264V263H136ZM150 264V263H149ZM188 264V263H187ZM192 264V263H191ZM205 264V263H204ZM214 264V263H213ZM222 264V263H221ZM226 264V263H225ZM238 264V263H237ZM262 264V263H261Z\"/></svg>", "mask_w": 264, "mask_h": 264}, {"label": "crops", "instance_id": "3", "mask_svg": "<svg viewBox=\"0 0 264 264\" xmlns=\"http://www.w3.org/2000/svg\"><path fill=\"white\" fill-rule=\"evenodd\" d=\"M36 65H37V64H36ZM37 67H39V65H38V66H36V68H37ZM31 68H33V67H31Z\"/></svg>", "mask_w": 264, "mask_h": 264}]
</instances>
